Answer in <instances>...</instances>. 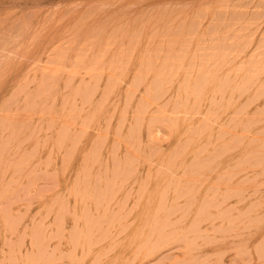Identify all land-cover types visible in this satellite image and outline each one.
I'll return each mask as SVG.
<instances>
[{"label": "rangeland", "instance_id": "1", "mask_svg": "<svg viewBox=\"0 0 264 264\" xmlns=\"http://www.w3.org/2000/svg\"><path fill=\"white\" fill-rule=\"evenodd\" d=\"M224 29H226V30H224ZM84 30H85V32H84ZM261 41H263V43ZM246 43H247V45H246ZM231 44H232V46H231ZM239 44H240V46H239ZM217 45L219 47H217ZM193 46H194V49H193ZM198 48H199V50H198ZM185 49H186V51H184ZM115 50L118 52L115 53ZM148 50H150V51H148ZM263 50H264V0H0V52H1L0 53V99H1L0 100V111H1L0 117H1V121L4 119L3 120L4 122L0 121V125H4L7 123L6 125H4L6 127L0 126V129H2V130H0V132H2L0 135L1 136H4V134L7 135V136L5 135L3 137V139L0 136V145L2 147H4V149H3L0 146V156L3 157V158L2 157L0 158V173H1L0 179H1V175H2V179H3V180L1 179V181H0V190L2 189L0 191V264H20V263L21 264H29V263L30 264H42V263H44V264H70V263L71 264H86V263L87 264H95V263L96 264H107V263L108 264H181V263L182 264H264V260H263L264 259V196H263L264 192H262V191H264V173H262V172H264V163H263L264 162V156H263L264 149H262V148H264V145H263L264 144V135H262L264 132V117H263L264 116V102L262 103V101H264V99H263L264 95L262 93V91L264 92V81H263L264 80V76H263L264 72H262V70L264 71V60H263L264 59V51ZM162 51H164V52H162ZM139 52L140 53L143 52V53L140 54ZM193 52H195V53H193ZM259 52H261V53H259ZM145 54H146V56H144ZM107 55H109V56H107ZM139 55H141V56H139ZM170 56H171V58H170ZM133 57H135V58H133ZM161 57H162V59H161ZM214 57H215V59H214ZM136 59H138V60L141 59V62L136 60ZM151 62L153 63V65ZM220 62H222L223 64L222 63L219 64ZM235 63L236 64L238 63V64L236 65ZM148 64L151 67H149ZM146 65H148V68H146L147 67ZM154 65L155 66L157 65V66L155 67ZM257 65H259V66H257ZM57 66H59V67H57ZM176 66L179 68H176ZM185 66H186V68H185ZM67 67H68V69H67ZM86 67H87V69H86ZM207 67H208L209 71H210V69H211V71L213 69L214 70L212 72L211 71L207 72V70H208ZM162 68H163V70H162ZM248 68H249V70H248ZM76 69L78 71H76ZM102 69H104V70H102ZM145 69L147 71L146 73L144 72ZM149 69H150V73H149ZM181 69L184 71V73ZM215 69L216 70L220 69V70L216 71ZM29 70H31V71H29ZM119 70H121V71H119ZM123 70L125 73L128 72L126 74V76H124L125 74H124V72H122ZM159 70L162 72H160ZM174 70L176 73L174 72V74H172ZM243 70H245V71H243ZM118 71L120 72V74ZM111 72H112V74H111ZM151 72H153L152 73L153 75L151 74ZM229 72H230V74H229ZM260 72L262 74H260ZM81 73H83V74H81ZM157 73H158V75H160L159 77L155 76V75H157ZM166 73H167V75H164ZM168 73H170V75ZM208 73L210 74L209 76H208ZM237 73H239V74L237 75ZM96 74H98V75H96ZM121 74H122V76H121ZM147 74L149 76H151L152 79H150L151 77L149 78V76ZM240 74L242 75L241 76L242 78L240 77ZM139 75H141V76H139ZM175 75H177V76H175ZM219 75H221V76H219ZM228 75H229V77L227 78ZM116 76H121L123 78L116 77ZM172 76H174L175 78L178 77V79H175L174 77L172 78ZM235 76H236V79H235ZM109 77H112V79ZM163 77H166L167 79L166 78L164 79ZM186 77L188 78V81H186L187 80ZM213 77H214V79H213ZM222 77H223V79H222ZM224 77H225V79H224ZM255 77L258 80L254 79ZM47 78H49V79H47ZM55 78H56V83L54 82ZM115 78H116V80H115ZM119 78H121L122 80L121 79L118 80ZM153 78L158 82L162 81L159 84L161 87L158 84L155 85L156 84L155 80H154L155 81L154 85L157 88H155L153 86V83H154ZM183 78H186V80ZM204 78L205 79L209 78V80H207V79L205 80ZM251 78H253L252 81H251ZM92 79H93V81H92ZM149 79H150V82H149ZM171 79H173V82L175 81L173 84H172ZM230 79H231V82L229 81ZM237 79H240V80H237ZM58 80H59V84H58ZM137 80L139 81L140 85H138ZM165 80L166 81L168 80L167 82H169V83L166 84L167 82H165ZM184 80H185V82H184ZM199 80H201V81H199ZM204 80L208 81V82H203ZM210 80H212L211 83H210ZM217 80H218V83H220V85L218 87L215 85V84H217ZM225 80L227 82L229 81L228 85H227ZM247 80H248V82H247ZM254 80H256V82H254ZM259 80L260 81L262 80L263 82L261 81V83H259L260 82ZM16 81H18V82L16 83ZM119 81L120 82L122 81V82L119 84L118 83ZM146 81H147V83H146ZM198 81H199V83H198ZM221 81H223L224 83L223 82L221 83ZM115 82H117V83H115ZM176 82H177V84H176ZM200 82H202L203 85H201ZM50 83H52V85H50ZM143 83H144V85H143ZM145 83H146V85H145ZM186 83H188L189 85L188 84L186 85ZM238 83H239V85H238ZM253 83H254V85H252ZM53 84H55V85L53 86ZM74 84L78 89L74 86ZM116 84L119 87H117ZM191 84H196V85H194V86L192 85L193 86V88H192L190 86ZM204 84H206V85H204ZM222 84H224V86ZM63 85H65L66 88H68V89L71 88V85H72L73 88L70 91V89L69 90L66 89ZM98 85H99V87H98ZM112 85H115V86L112 87ZM135 85H137V86H135ZM147 85H148V87H147ZM221 85H222L224 90L222 89V87L220 88ZM225 85H227L228 88ZM230 85L231 86L234 85V86L231 87ZM235 85H237L238 88ZM255 85H257V86H255ZM46 86H48V87L46 88ZM89 86H90V88H89ZM141 86H143V87H141ZM184 86L187 88L188 92L185 91L186 88ZM250 86L252 88H249ZM150 87H151V89H150ZM163 87L165 88L164 90H163ZM175 87H176V90H175ZM194 87L196 90H194ZM199 87H200V89H199ZM213 87H215V89ZM224 87L226 88V90ZM233 87H235V88L233 89ZM256 87H257V89H256ZM92 88H94V89H92ZM114 88H116V89L114 90ZM154 88L156 89V92H155ZM172 88H173V90H172ZM217 88H219L218 91H217ZM45 89L46 90L48 89V90L46 91ZM54 89H55V91H54ZM149 89H150V91H149ZM153 89H154V91H153ZM177 89H179L180 92ZM62 90L65 93H63ZM66 90H67V92H66ZM122 90H124V91L122 92ZM167 90H168V92H167ZM171 90L173 91L172 92L173 94L170 93ZM230 90L232 92H230ZM247 90L249 92H247ZM49 91H51V92H49ZM132 91L133 92L136 91V93L134 94ZM146 91L149 92L148 93L149 95L147 94ZM151 91L155 92V93H152ZM190 91H193V92H190ZM196 91L201 92L199 98H198L199 92L196 93L198 96H196V94H194V92H196ZM115 92H117V93H115ZM129 92H131V93H129ZM150 92L156 98L155 97L153 98V96L150 94ZM186 92L188 94L190 92V94L187 95ZM218 92H219V94H218ZM50 93H52V94H50ZM94 93H95V95H94ZM221 93H223V94H221ZM241 93H243V94H241ZM32 94L35 96H32ZM65 94H66V96H65ZM128 94H131V96L129 95V97H128ZM155 94H157V95H155ZM209 94L210 95L215 94L214 95L215 97L214 96L210 97ZM260 94H262V95H260ZM38 95H40V96H38ZM72 95H74V96L71 97ZM87 95H88V97H87ZM150 95L152 98H150ZM175 95H178V96L175 97ZM186 95H187V97H186ZM221 95L222 96L224 95L223 97H225V98L222 99ZM24 96H26V97H24ZM184 96H185V99H184ZM251 96H253V97H251ZM258 96H259V98H258ZM60 97H62L63 99ZM126 97H128L127 98L128 101L130 98V101H129L130 103L126 100ZM133 97H134V99H133ZM146 97L149 99V101L145 100V99H147ZM157 97H158V101H156ZM188 97H189V99H187ZM232 97H233V100L235 102H233ZM29 98H30V100H28ZM73 98H75V99L72 100ZM192 98L195 99L196 101L193 100L189 103V101L192 100ZM209 98L214 99V102L212 100H209ZM237 98H238V100H237ZM16 99H17V101H16ZM46 99H48V100H46ZM104 99H106V100L104 101ZM228 99H230V100H228ZM63 100H65V101L63 102ZM150 100H151V102H150ZM185 100L186 101L188 100L189 104H187V102ZM24 101H26V102H24ZM42 101H44V102H42ZM72 101H73V103H72ZM81 101H83L84 103H82ZM137 101H140V102L137 103ZM177 101L179 104L177 103ZM179 101H181V102H179ZM183 101H184V103L186 102L185 103V105L187 104L186 106L182 105ZM200 101H201V103H200ZM247 101H248V103H247ZM251 101L254 103H252ZM49 102H50V104H49ZM127 102H128V104H126ZM144 102H146V103H144ZM148 102L151 105H149ZM192 102L193 103L197 102V103L193 104ZM232 102H233V104H231ZM249 102H250V104H249ZM43 103H44V105H43ZM134 103H136V105ZM143 103L148 104L149 108L143 106L144 105ZM256 103L259 106H257ZM35 104L37 105V107ZM63 104L67 107L63 106ZM69 104H70V106H68ZM88 104H89V106H88ZM100 104H103L102 105L103 107L102 106L99 107ZM125 104L127 105V108H126ZM130 104H131L132 108L130 107ZM141 104H143V105H141ZM217 104H220L222 106L219 108V105L217 106ZM197 105H199V106H197ZM201 105H203V106H201ZM229 105H231L230 108H229ZM240 105H241V107H240ZM243 105L245 106V109H243L244 108ZM260 105H261V107H260ZM133 106H135V107H133ZM142 106L145 107V109L147 108L146 109L147 114H146L145 109ZM188 106L190 107L189 110L187 109ZM208 106H209V108H208ZM236 106H237V108H236ZM39 107L40 108L42 107V109L44 107V109L43 110L39 109ZM119 107H122V108H119ZM181 107H182V109H181ZM226 107H228L229 109L227 108V110H225ZM16 108H17V110H15ZM45 108L48 109V111ZM139 108H140V110L143 109L145 113H143V110H142V112L137 111V110H139ZM233 108L236 112L233 111ZM91 109L92 110L95 109V110L92 111ZM102 109L104 111V113H103L104 117H102L103 116L102 112H101ZM119 109H122V110H119ZM173 109L175 111H172ZM193 109L194 110L197 109V110L193 111ZM13 110H15V112ZM39 110H40V112H39ZM66 110H68V112ZM112 110L115 111V113L113 112L114 114L112 113ZM178 110H179V112H178ZM181 110L184 112H182ZM242 110H244V111H242ZM254 110H256V113ZM17 111H19V112H17ZM79 111H80V113H79ZM108 111H110V112H108ZM163 111H165V112H163ZM185 111H188L189 114H188V112H185ZM191 111H193V112H191ZM245 111H247V112H245ZM30 112H33V114L31 113L32 115H30ZM92 112H95V113H92ZM120 112H121V114H120ZM227 112H231V114L227 113ZM253 112L255 113L254 115H252ZM60 113H62V114H60ZM68 113L70 114V116ZM221 113H222V115H221ZM91 114H94L93 115L94 119L97 116L99 117L98 114H101V115H100V118H98V117L96 118L99 120H97L96 122H93L96 119L94 120L93 117L91 116ZM95 114H97V116ZM219 114L221 115L220 117H219ZM6 115L10 116V117H8L10 120L7 118ZM28 115H30V116H28ZM58 115H60V117H59L60 119L56 118V116L58 117ZM63 115H65V116H63ZM142 115L144 117H142ZM112 116L114 118H112ZM147 116H149V117H147ZM251 116L254 118L252 119ZM18 117H21V118H18ZM25 117H26V121H24ZM30 117H32V118H30ZM70 117L72 120L70 119ZM105 117L106 118L109 117V118L106 119ZM145 117H146V119H145ZM172 117H173V119H172ZM179 117H180V119H179ZM181 117H182V120H181ZM183 117H184V119H183ZM246 117H247V119H245ZM64 118H65V120H64ZM170 118L172 120H170ZM215 118H218V120L216 119L217 120L216 121ZM105 119L107 120V122ZM109 119H111V120H109ZM124 119H125V122H123ZM136 119H139L140 121L136 120ZM141 119H142V122H141ZM188 119H190V120H188ZM250 119H252L253 121L258 119L260 122L254 121L256 124H253L254 123L253 121H252L253 123L251 121H248ZM260 119L261 120L263 119V120L261 121ZM55 120H57V121H55ZM102 120H103V122H102ZM104 120H105V123H104ZM173 120L175 122V125H174ZM243 120H245V123L250 122L249 126H252V127H248L249 129L247 127L243 128L245 130L247 129L246 132H245V130H241L242 126L244 125ZM27 121H28V123H27ZM71 121L75 124H73V123L71 124ZM80 121H81V123H80ZM135 121L136 122L139 121V124L135 123ZM176 121L178 122L179 125L177 124ZM182 121H184V122H182ZM117 122H119V123H117ZM122 122H123V125H122ZM181 122L183 123V125ZM197 122H199V123L201 122L200 123L201 126H203V124H204V126H205V124L207 125V126H205V128H206L205 131L207 130L206 131L207 134L209 132L208 136L206 135V132H204V134H202V135H199V134H201V131H204V130L200 129L198 131L199 127L201 128V126ZM240 122L243 124H241ZM33 123H34V125H33ZM41 123H42V125L38 126ZM83 123H85V124H83ZM108 123L111 124L112 126H109ZM170 123H172V125H174V126L171 127L172 125ZM192 123H194V124H192ZM234 123L235 124L238 123V125H235ZM135 124H137V126ZM188 124H189V126H187ZM232 124L235 125L234 126L235 129H232V127H233ZM140 125H141V127H140ZM212 125H213V127H212ZM231 125H232V127H231ZM258 125H260V126L258 127ZM13 126H14V128H13ZM28 126H30V127H28ZM37 126H38V128L40 127L41 129L39 128V130H38ZM59 126L62 128H60ZM81 126H83V128ZM134 126L136 128L139 127L138 129L141 128V130H137L136 128H134ZM246 126H247V124H246ZM10 127L12 128V130ZM72 127H73V129H72ZM132 127L134 128V132H131ZM208 127L211 129H209ZM260 127L262 130L260 129ZM69 128H71V129H69ZM4 129H6V131ZM17 129H19V130H17ZM65 129H69V130L65 131ZM105 129H107V131H108V129H110V130L108 132H106ZM194 129H197V130L194 131ZM29 130H30V133H29ZM84 130H86V131L84 132ZM175 130H177V131H175ZM182 130H184V132ZM187 130H188V132H187ZM233 130H234V132H233ZM248 130H250L251 133ZM9 131H11L13 134ZM62 131L63 132L65 131L64 133L65 134L67 133L68 135L66 134L67 135L66 136ZM82 131L84 132L83 135L81 133ZM190 131H193V133ZM14 132H15V134H14ZM18 132H20V133H18ZM26 132H28L33 137L30 136ZM61 132L63 133V135H61L62 134ZM129 132H130L131 136H128ZM135 132H137L139 135L136 136L137 133H135ZM218 132H219L220 136H219ZM227 132H229L230 134L229 133L227 134ZM16 133H17V136H19V137L16 136ZM21 133H22V135H21ZM36 133H38V135ZM120 133H121V135L122 134L124 135L126 133H128V134H126L124 136H120ZM189 133L190 134L192 133L193 135L194 134L195 135L192 136ZM240 133H241V136H240ZM25 134L29 138L24 136ZM72 134H73V137H72ZM224 134H226V135H224ZM252 134H254V136ZM255 134H257V135H255ZM102 135H104V137ZM231 135L232 136L236 135V137H232ZM261 135H262V137H261ZM12 136L17 137V138H14ZM80 136H85V137L80 138ZM187 136L192 137V138H188ZM195 136H198V137L195 138ZM202 136H204V137H202ZM214 136H216V137L219 136V137L216 139ZM248 136H250L251 139H250V137L248 139ZM121 137L122 138L128 137V138L121 139ZM130 137H132L133 139H131ZM205 137L206 138L209 137L207 139L208 140L210 139V143L205 140L206 139ZM226 137H228V138H226ZM9 138L11 140H9ZM21 138H22V140H21ZM134 138H135V141H133ZM185 138H186V140H189V142H191V143H188V142L186 143V141L184 143ZM224 138L226 140L228 139L227 142H229V144L227 142H224L225 141V140H223ZM246 138L248 139V141ZM5 139H6V141H5ZM13 139H16V140L13 141ZM35 139H36V141H35ZM54 139H55V141H54ZM57 139H59V140L56 142ZM64 139H66V140H64ZM103 139H105V140H103ZM128 139L130 140V142L128 141ZM218 139H220L223 142L220 143V140H218ZM231 139H233L234 141ZM242 139H244V140H242ZM77 140L79 143L76 142ZM79 140L81 142H83V140L84 141L86 140V141L81 143ZM198 140H200V141H198ZM211 140H214V141H211ZM237 140H239V141H237ZM11 141H13V142H11ZM63 141L65 143H63V145H61L62 144L61 142H63ZM118 141H119V143H118ZM132 141L134 142L135 146H134ZM174 141H175V143H174ZM244 141H247V142H244ZM9 142H11V143H9ZM43 142H45V143H43ZM126 142L128 144H126ZM182 142L184 145H182ZM203 142H205V143H203ZM262 142H263V144H262L263 146H261V144H259ZM14 143L16 144L15 146H13ZM41 143H43L44 146ZM52 143H53V145H52ZM59 143H61L60 146H59ZM107 143H109V144H107ZM218 143H219L220 148L219 147L217 148ZM54 144L57 145V148H56V146H54ZM70 144H71V146L73 144L76 145V146H74L75 149L72 148L71 146H69V148L76 150V151L73 150V152H72L73 154L71 153V150L68 148V145H70ZM117 144H118V146L122 145L121 147L117 148L118 152H117V149L115 148L117 146ZM139 144H141V146H139ZM186 144L187 145L189 144V146L186 147ZM198 144H199V146H197ZM200 144H202V147L205 148V149H203L201 147L202 151L204 150V152H202V153H201V151H198L200 149ZM203 144H204V146H203ZM205 144H209V145H207V147H206ZM232 144H233V146H232ZM26 145L28 148L26 147ZM39 145L42 147H39ZM79 145H81V146L77 147ZM106 145H108V146H106ZM128 145L130 147H128ZM235 145L237 148L234 147ZM255 145H257V146L255 147ZM5 146H7V147H5ZM50 146H51V148H50ZM97 146H98V149L95 150V152H94V148L96 149ZM177 146H178V148H177ZM183 146H185V147H183ZM195 146H196V148H194ZM142 147L143 148L145 147L143 149V150H145V152L142 150ZM226 147H228L230 150L228 148L226 149ZM257 147H259V148L257 149ZM10 148H11V150H10ZM23 148L27 153L24 152ZM211 148L213 149V151H210V150H212ZM221 148H222V150H224V152L221 151ZM254 148H256V149H254ZM49 149H50V151H48ZM109 149H113V150H110L111 151L110 152ZM115 149H116V151L113 152ZM138 149L140 150V152ZM189 149L190 150L194 149V150L192 152V150L190 151ZM238 149L241 150L242 153ZM247 149H248V151H247ZM15 150L17 153L14 152ZM36 150H37L38 154H37ZM181 150L182 151L185 150V151L179 153ZM252 150H253L254 154L250 153V152H252ZM257 150H258V153H257ZM260 150H263V151L260 152ZM41 151H43V152H41ZM99 151L100 152L102 151L101 152L102 154L100 153V155H99L98 154ZM107 151H109L112 154H110ZM196 151H198V152H196ZM243 151H245V152L243 153ZM10 152H12L13 154L11 155ZM21 152H23V154ZM69 152L72 154L71 159L69 158V156H71V154L69 155ZM90 152H92V153L94 152L93 155H95L97 153V155H95V156H97L98 158L93 156V155L91 156L92 153H90ZM141 152H144L145 156H142L143 153H141ZM146 152H147V156H146ZM157 152L159 155L157 154ZM162 152H163V155H161ZM177 152L179 153V155ZM186 152H189V153L186 154ZM231 152H232V155L236 154V155H233L234 157L237 156L238 158H236V157L234 158L232 155H230ZM48 153L50 154L49 157H48ZM67 153H68V156L66 155ZM89 153H90V155H89ZM139 153H141V154H139ZM151 153H152V155H151ZM195 153H197V154L194 156L193 154H195ZM246 153H247V156H246ZM9 154H10V157L8 156ZM30 154H31V156H30ZM78 154H80V155H78ZM83 154H84V156H83ZM148 154H150V155H148ZM240 154H242V155H240ZM243 154H245L244 155L245 157L243 156ZM27 155H29V156H27ZM55 155H57V156H55ZM73 155H74V157H73ZM111 155H113V156H111ZM191 155H193V156L191 157ZM227 155L228 156L230 155V156L226 157ZM40 156L43 158V160H42V158H40ZM100 156H101V158H100ZM157 156H159L160 159ZM167 156H168V158H167ZM15 157L16 158L18 157L19 159L17 158V160H12ZM28 157H30V159L31 158L32 159L29 160ZM92 157L96 158L95 160L92 159L94 161V164L92 162L93 165H91V161H92L91 158ZM143 157H144V161L141 162V160H143ZM179 157L180 158L185 157V158L180 159V161H179ZM215 157H217V158H215ZM243 157H244V159H243ZM247 157L248 158L252 157V158L247 161V159H248ZM104 158H107L110 161L105 159L106 160V162H105ZM23 159H24V161H23ZM25 159H26V161H25ZM46 159H48V160H46ZM53 159H56L55 160L56 162L53 161ZM61 159H63V160H61ZM99 159L100 160L102 159V161H99ZM125 159H126V161H125ZM154 159H155V161H154ZM220 159L222 161L223 160H225V161L222 162V161H220ZM232 159H235V160H232ZM240 159H242V160L240 161ZM10 160H12V161L9 162ZM21 160L24 163H22ZM39 160L40 161L42 160L43 162L42 161L40 162ZM188 160H190V161H188ZM254 160L256 161V163L258 162V164H256L254 162ZM37 161H39V162H37ZM64 161H65V163H64ZM70 161H71V163H70ZM103 161H104V164H102ZM119 161H120V163H119ZM167 161L170 163H168ZM178 161H179V163H178ZM227 161H228V163H227ZM236 161L237 162L240 161L239 163L242 162L243 164H241V166L242 165L243 166L242 167L240 165L238 166V163L236 164ZM8 162H9V165L12 167L7 165ZM15 162L18 163L16 168H15V165H16ZM29 162H30V164H28ZM107 162L109 164H107ZM158 162H159V164H158ZM231 162L233 164V167H234V163H235L237 165L236 168L237 167L238 168L241 167V168L240 169H238V168L234 169L235 167L234 168L230 167V166H232ZM253 162H254V165L256 164L258 166H255V167H254V165L252 166ZM259 162L262 163L263 166L259 165L260 164ZM39 163H42V164H40L41 166L39 165ZM86 163H87V165H86ZM124 163L126 166L124 165ZM161 163L164 166L161 165ZM181 163H182V165L180 166ZM219 163L221 165H218ZM229 163L231 165H229ZM247 163H249V164H247ZM64 164L67 166V167H65V169H64ZM105 164H107V165L105 166ZM136 164H137V166H136ZM167 164H169V165L167 166ZM215 164H217V165L215 166ZM24 165H26L25 166L26 168L24 167ZM170 165H172V167ZM4 166L6 168H4ZM90 166H92L91 167L92 169H89ZM30 167H32V168L29 170L28 168H30ZM166 167L169 169H167ZM174 167H176V168H174ZM214 167H215V170L212 169ZM216 167H217V169H216ZM220 167H221V169L223 167L224 168L227 167V169L225 168L222 171L220 169ZM11 168H14L16 170H14V169L11 170ZM114 168H116V169H114ZM128 168H129V170H128ZM204 168H206V169H204ZM242 168H245V169H242ZM86 169H87V171H86ZM98 169H99V172H98ZM101 169H103V170H101ZM159 169H160V171H159ZM254 169H257L256 172ZM21 170L27 174H25ZM28 170L32 171V172L30 173ZM116 170H117V172H116ZM147 170H148V172H147ZM170 170H171V172H169ZM231 170H233V171H231ZM246 170H247V172H246ZM258 170H260V173H258L259 172ZM90 171L92 172V175L94 177L90 174ZM207 171H208V173L206 174ZM210 171H211V173H209ZM251 171H252V173H251ZM4 172H6V174ZM10 172H12V173L14 172V173L12 174ZM93 172L96 175H94ZM166 172H168V173H166ZM181 172H183V173H181ZM234 172H236V173H234ZM28 173H30V174H28ZM88 173H89V175H87ZM127 173H129V175ZM136 173L138 175L137 177H136ZM16 174H17V178L15 176ZM133 174L135 176H132ZM160 174H162V175L164 174V175L162 176ZM258 174H260V175H258ZM171 175H173V176H171ZM185 175H187V177ZM188 175H190V176H188ZM12 176H13V178H11ZM22 176H23V178H21ZM124 176L126 178H124ZM153 176H155V178ZM165 176H167V177L164 179ZM92 177H93V179H92ZM169 177H171V178H169ZM231 177H233V178H231ZM243 177L245 180L243 179ZM89 178H91V179H89ZM127 178H129V179H127ZM18 179H19V181H18ZM32 179H33V181H31ZM230 179H232V180H230ZM241 179H243V180H241ZM12 180L14 182H17V181L18 182L14 183ZM117 180L120 181V184ZM86 181H87V183H86ZM205 181H206V183H205ZM112 183H113V185H112ZM228 183H230V184H228ZM9 185H10V187H9ZM22 185H23V187H22ZM32 185H33V187H32ZM90 185H92V186H90ZM155 185H157L159 187H157ZM165 185H167L166 187H168V189H164ZM200 185H201V187L198 188V186H200ZM207 185H208V187H206ZM89 186H90V188H89ZM162 186L164 188H162ZM143 187L145 189H143ZM202 187H204V189ZM152 188H154L155 190ZM216 188L217 189L219 188V189L217 190ZM9 189L11 190L12 193L10 192ZM161 189L163 191L166 190L168 192L167 193L165 191L166 195H164V192L162 191L163 195H164L163 197L166 196L167 200H165V199L162 200L163 199V198H161L162 194L160 193ZM171 189L172 190L174 189L177 192L174 190L172 192ZM195 189H196V191H197V189H199V192L197 191L196 193H194ZM7 190H9V191H7ZM84 190L87 193H85ZM119 190H121V191L119 192ZM153 190H154V192H153ZM142 191H144V192H142ZM178 191H180L181 196L178 195L179 194ZM191 191H192V193H191ZM237 191H238V193H237ZM82 192L86 195H84ZM139 192L140 193L142 192L143 194H140V195H142L141 196L142 199L140 198L138 200L137 196L139 195ZM260 192H261V195H260ZM193 193H194V195H193ZM222 194H224V195H222ZM249 194H252V195L250 196ZM89 195H90V197H89ZM140 195H139V197H140ZM167 195H169V197H167ZM200 195H202V196H200ZM171 196H172V198H171ZM186 196H188V198ZM149 199H150V201H149ZM151 199H152V201H151ZM182 199L183 200L185 199V201H183ZM221 199H222V201H221ZM57 200H59V201H57ZM124 200H127V201H124ZM81 201L84 202V204H82ZM138 201H139V203H138ZM144 201L145 202L147 201V203L145 204ZM173 201H174V203H173ZM57 202H59V203H57ZM64 202H66V205ZM256 202H258V204H256ZM148 203H149V206H148ZM165 203H167V204H165ZM78 204L80 207L77 206ZM216 204H218V205H216ZM59 205H61V206H59ZM219 205H221V206H219ZM119 207H120V209H119ZM140 207H141V209H140ZM156 207L158 208V210ZM243 207L246 209H244ZM148 208H150L151 210ZM233 208H234V210H233ZM172 209L174 212L172 211ZM226 209L229 211H227ZM36 210H37V212H36ZM130 210H131V212L132 211L133 212L131 213ZM152 210H153V212H152ZM188 210L190 213L188 212ZM49 211H51V212H49ZM96 211H98V212H96ZM137 211H138V213H137ZM141 211H142V213H141ZM182 211H184V212H182ZM155 212H157L158 214L156 215ZM48 213H49V215H48ZM127 213H130V214L128 215ZM135 213H137V215ZM140 214H141V216H140ZM168 214H170V215H168ZM235 214H236V217H235ZM259 215L262 217L261 219L259 218L260 217ZM111 216L113 217V219ZM134 216H135V218H134ZM150 216H151V218H150ZM167 216L169 218H167ZM256 216H257V218H256ZM146 217H148L147 220L145 219ZM183 217H184V219H183ZM154 218H156L155 223L153 220ZM158 218H159V220H158ZM250 219H252V220L254 219L252 223L249 222V221H251ZM35 220H37V221L35 222ZM117 220H119V222ZM149 220L152 224H150ZM169 220H170V222H169ZM221 220H223V221H221ZM94 221L96 222L97 225L95 224ZM112 221H115V222L113 223ZM161 222L162 223L164 222V225ZM86 223H87V225H86ZM141 223H142V226H144V227L140 226ZM249 223H251V224L249 225ZM153 225H155L154 226L155 229H152L153 227L150 229V227ZM162 225H163V227H162ZM226 225H227V227H226ZM62 226H63V228H62ZM59 227L62 229H58ZM140 227H141V229H140ZM89 228L91 230H89ZM102 228H104V229H102ZM182 228H184V229H182ZM202 228H204V229L202 230ZM237 228L239 229L238 231L236 230ZM74 229H75V231H74ZM139 229L141 232L139 231ZM142 229L144 231H142ZM160 229H162V230H160ZM172 229L174 231H171ZM190 229H191V231H190ZM206 229H208V230H206ZM169 230H170V232H169ZM181 230L183 233L181 232ZM200 230H202V231H200ZM80 231H81V233H80ZM137 231H139V232H137ZM146 231H148V232H146ZM158 231H160V232H158ZM196 231H200V232H196ZM107 232H109V233H107ZM166 232H169V233H167L168 236L166 235ZM238 232H239V234H238ZM61 233H63V234H61ZM78 233H80V234H78ZM85 233L88 235L85 236L86 235ZM145 233H146V235H145ZM151 233H153V235ZM118 234H119V236H118ZM69 235L71 236V238L69 237ZM74 235H76V237H78V239L80 241H82V243H84V244L80 245L81 242L76 240ZM79 235L82 238H80ZM160 235H162V236H160ZM35 236L37 238H35ZM207 236H208V238H207ZM100 237H101V239H100ZM171 237H173V238H171ZM203 237H205V238H203ZM158 238H159V240H158ZM202 238L206 239V240H203ZM195 239H197V240H195ZM110 240H111V242H110ZM133 240H135V242H133ZM71 241H73V242H71ZM100 241H102V242H100ZM145 241H146V244H145ZM165 241H167V242H165ZM186 241H188V242H186ZM77 242H79V244ZM109 242H110V244H109ZM157 242H159V243H157ZM151 244H152V246H151ZM156 244H158V246H156ZM173 244H175V245H173ZM168 245H169V247H168ZM179 245H181V246H179ZM189 245H191V246H189ZM153 246L155 248L150 249V247L152 248ZM156 247H158V249L160 251L158 249H156ZM260 247H262V249H260ZM144 250H145V252H144ZM42 251H44V252H42ZM157 251H159V252H157ZM48 252H49V254H48ZM104 252H105V254H104ZM135 252H137V253H135ZM69 253H70V256L72 255L71 259H70ZM20 255L22 256V258ZM57 255H59V256H57ZM32 258L34 260H32ZM71 260H73V261L71 262ZM221 260H223V261H221Z\"/></svg>", "mask_w": 264, "mask_h": 264}, {"label": "bare ground", "instance_id": "2", "mask_svg": "<svg viewBox=\"0 0 264 264\" xmlns=\"http://www.w3.org/2000/svg\"><path fill=\"white\" fill-rule=\"evenodd\" d=\"M31 10H32V9H31ZM166 10H167V9H166ZM192 11H193V10H192ZM8 14H9V13H8ZM16 17H17V16H16ZM168 17H169V16H168ZM49 19H50V18H49ZM77 21H78V20H77ZM111 21H112V20H111ZM47 22H48V21H47ZM162 23H163V22H162ZM42 24H43V23H42ZM223 25H224V24H223ZM240 25H241V24H240ZM92 26H93V25H92ZM96 26H97V25H96ZM47 27H48V26H47ZM160 27H161V26H160ZM256 27H257V26H256ZM99 28H100V27H99ZM70 29H71V28H70ZM89 30H90V29H89ZM93 30H94V29H93ZM182 30H183V29H182ZM224 30H226V29H224ZM236 30H237V29H236ZM253 30H254V29H253ZM87 31H88V30H87ZM4 32H5V31H4ZM17 32H18V31H17ZM84 32H85V30H84ZM108 32H109V31H108ZM253 32H254V31H253ZM22 33H23V32H22ZM38 33H39V32H38ZM81 33H82V32H81ZM91 33H92V32H91ZM71 34H72V33H71ZM73 34H74V33H73ZM141 34H142V33H141ZM164 34H165V33H164ZM215 34H216V33H215ZM238 34H239V33H238ZM240 34H241V33H240ZM246 34H247V33H246ZM79 35H80V34H79ZM197 35H198V34H197ZM249 36H250V35H249ZM249 36H248V37H249ZM37 37H38V36H37ZM233 37H234V36H233ZM113 38H114V37H113ZM197 38H198V37H197ZM242 39H243V38H242ZM17 40H18V39H17ZM211 40H212V39H211ZM15 41H16V40H15ZM75 41H76V40H75ZM246 41H247V40H246ZM261 42L263 43V41H261ZM193 43H194V42H193ZM143 44H144V43H143ZM223 44H224V43H223ZM124 45H125V44H124ZM185 45H186V44H185ZM225 45H226V44H225ZM236 45H237V44H236ZM236 45H235V46H236ZM246 45H247V43H246ZM17 46H18V45H17ZM94 46H95V45H94ZM168 46H169V45H168ZM176 46H177V45H176ZM188 46H189V45H188ZM188 46H187V47H188ZM231 46H232V44H231ZM231 46H230V47H231ZM239 46H240V44H239ZM243 46H244V45H243ZM143 47H144V46H143ZM217 47H219V46L217 45ZM222 47H223V46H222ZM243 48H244V47H243ZM52 49H53V48H52ZM89 49H90V48H89ZM150 49H151V48H150ZM157 49H158V48H157ZM161 49H162V48H161ZM164 49H165V48H164ZM193 49H194V46H193ZM201 49H202V48H201ZM222 49H223V48H222ZM255 49H256V48H255ZM188 50H189V49H188ZM198 50H199V48H198ZM234 50H235V49H234ZM251 50H252V49H251ZM13 51H14V50H13ZM148 51H150V50H148ZM184 51H186V49H185ZM235 51H236V50H235ZM240 51H241V50H240ZM240 51H239V52H240ZM242 51H243V50H242ZM263 51H264V50H263ZM116 52H118V51L115 50V53H116ZM162 52H164V51H162ZM0 53H1V52H0ZM110 53H111V52H110ZM123 53H124V52H123ZM139 53H140V52H139ZM141 53H143V52H141ZM141 53H140V54H141ZM174 53H175V52H174ZM178 53H179V52H178ZM193 53H195V52H193ZM259 53H261V52H259ZM117 54H118V53H117ZM172 54H173V53H172ZM213 54H214V53H213ZM216 54H217V53H216ZM216 54H215V55H216ZM68 55H69V54H68ZM199 55H200V54H199ZM199 55H198V56H199ZM239 55H240V54H239ZM82 56H83V55H82ZM88 56H89V55H88ZM90 56H91V55H90ZM107 56H109V55H107ZM139 56H141V55H139ZM144 56H146V54H145ZM144 56H143V57H144ZM151 56H152V55H151ZM233 56H234V55H233ZM235 56H236V55H235ZM66 57H67V56H66ZM94 57H95V56H94ZM153 57H154V56H153ZM172 57H173V56H172ZM183 57H184V56H183ZM220 57H221V56H220ZM95 58H96V57H95ZM95 58H94V59H95ZM133 58H135V57H133ZM139 58H140V57H139ZM170 58H171V56H170ZM226 58H227V57H226ZM260 58H261V57H260ZM262 58H263V57H262ZM37 59H38V58H37ZM161 59H162V57H161ZM179 59H180V58H179ZM195 59H196V58H195ZM214 59H215V57H214ZM223 59H224V58H223ZM229 59H230V58H229ZM246 59H247V58H246ZM255 59H256V58H255ZM99 60H100V59H99ZM126 60H127V59H126ZM132 60H133V59H132ZM136 60H138V59H136ZM153 60H154V59H153ZM156 60H157V59H156ZM216 60H217V59H216ZM238 60H239V59H238ZM263 60H264V59H263ZM138 61L141 62V59L138 60ZM186 61H187V60H186ZM195 61H196V60H195ZM198 61H199V60H198ZM51 62H52V61H51ZM92 62H93V61H92ZM114 62H115V61H114ZM156 62H157V61H156ZM159 62H160V61H159ZM174 62H175V61H174ZM183 62H184V61H183ZM257 62H258V61H257ZM134 63H135V62H134ZM151 63H152V62H151ZM195 63H196V62H195ZM221 63H222V62H220L219 64H221ZM228 63H229V62H228ZM247 63H248V62H247ZM44 64H45V63H44ZM53 64H54V63H53ZM62 64H63V63H62ZM84 64H85V63H84ZM94 64H95V63H94ZM138 64H139V63H138ZM168 64H169V63H168ZM172 64H173V63H172ZM175 64H176V63H175ZM197 64H198V63H197ZM201 64H202V63H201ZM207 64H208V63H207ZM222 64H223V63H222ZM229 64H230V63H229ZM235 64H236V63H235ZM237 64H238V63H237ZM237 64H236V65H237ZM48 65H49V64H48ZM101 65H102V64H101ZM105 65H106V64H105ZM148 65H149V64H148ZM148 65H146V66H147L146 68H148ZM152 65H153V63H152ZM158 65H159V64H158ZM181 65H182V64H181ZM198 65H199V64H198ZM210 65H211V64H210ZM247 65H248V64H247ZM30 66H31V65H30ZM99 66H100V65H99ZM117 66H118V65H117ZM154 66H155V65H154ZM156 66H157V65H156ZM156 66H155V67H156ZM191 66H192V65H191ZM193 66H194V65H193ZM202 66H203V65H202ZM204 66H205V65H204ZM223 66H224V65H223ZM232 66H233V65H232ZM251 66H252V65H251ZM257 66H259V65H257ZM44 67H45V66H44ZM57 67H59V66H57ZM69 67H70V66H69ZM149 67H151V66L149 65ZM164 67H165V66H164ZM168 67H169V66H168ZM194 67H195V66H194ZM217 67H218V66H217ZM217 67H216V68H217ZM230 67H231V66H230ZM237 67H238V66H237ZM237 67H236V68H237ZM242 67H243V66H242ZM248 67H249V66H248ZM32 68H33V67H32ZM34 68H35V67H34ZM165 68H166V67H165ZM165 68H164V69H165ZM176 68H179V67L176 66ZM185 68H186V66H185ZM205 68H206V67H205ZM231 68H232V67H231ZM231 68H230V69H231ZM30 69H31V68H30ZM63 69H64V68H63ZM67 69H68V67H67ZM73 69H74V68H73ZM77 69H78V68H77ZM77 69H76V71H78ZM84 69H85V68H84ZM86 69H87V67H86ZM150 69H151V68H150ZM150 69H149V73H150ZM155 69H156V68H155ZM193 69H194V68H193ZM207 69H208V67H207ZM212 69H213V68H212ZM242 69H243V68H242ZM245 69H246V68H245ZM74 70H75V69H74ZM74 70H73V71H74ZM102 70H104V69H102ZM131 70H132V69H131ZM157 70H158V69H157ZM162 70H163V68H162ZM181 70H182V69H181ZM213 70H214V69H213ZM213 70H212V71H213ZM215 70H216V69H215ZM219 70H220V69H218V70H216V71H219ZM248 70H249V68H248ZM23 71H24V70H23ZM29 71H31V70H29ZM71 71H72V70H71ZM106 71H107V70H106ZM119 71H121V70H119ZM119 71H118V72H119ZM132 71H133V70H132ZM153 71H154V70H153ZM155 71H156V70H155ZM159 71H160V70H159ZM167 71H168V70H167ZM182 71H183V70H182ZM208 71H209V69L207 70V72H208ZM210 71H211V69H210ZM210 71H209V72H210ZM212 71H211V72H212ZM225 71H226V70H225ZM243 71H245V70H243ZM246 71H247V70H246ZM37 72H38V71H37ZM52 72H53V71H52ZM87 72H88V71H87ZM109 72H110V71H109ZM112 72H113V71H112ZM112 72H111V74H112ZM122 72H124V70H123ZM141 72H142V71H141ZM144 72H145V73L147 72L146 69L144 70ZM160 72H162V71H160ZM160 72H159V73H160ZM174 72H175V70L173 71L172 74H174ZM193 72H194V71H193ZM223 72H224V71H223ZM226 72H227V71H226ZM226 72H225V73H226ZM262 72H264V71L262 70ZM78 73H79V72H78ZM106 73H107V72H106ZM127 73H128V72H126V73L124 72L125 75H124V74H123V75L126 76ZM133 73H134V72H133ZM149 73H148V74H149ZM152 73H153V72H151V74H152ZM154 73H155V72H154ZM175 73H176V72H175ZM183 73H184V71H183ZM183 73H182V74H183ZM202 73H203V72H202ZM217 73H218V72H217ZM225 73H224V74H225ZM52 74H53V73H52ZM81 74H83V73H81ZM81 74H80V75H81ZM109 74H110V73H109ZM116 74H117V73H116ZM116 74H115V75H116ZM119 74H120V72H119ZM148 74H147V75H148ZM161 74H162V73H161ZM168 74L170 75V73H168ZM172 74H171V75H172ZM203 74H204V73H203ZM203 74H202V75H203ZM229 74H230V72H229ZM238 74H239V73H237V75H238ZM245 74H246V73H245ZM260 74H262V73L260 72ZM21 75H22V74H21ZM96 75H98V74H96ZM152 75H153V74H152ZM164 75H167V73L164 74ZM185 75H186V74H185ZM198 75H199V74H198ZM209 75H210V74L208 73V76H209ZM212 75H213V74H212ZM226 75H227V74H226ZM27 76H28V75H27ZM36 76H37V75H36ZM58 76H59V75H58ZM92 76H93V75H92ZM92 76H91V77H92ZM121 76H122V74H121ZM121 76H116V77H121ZM139 76H141V75H139ZM139 76H138V77H139ZM148 76H149V75H148ZM155 76H158V77H159L160 75H158V73H157V75H155ZM162 76H163V75H162ZM175 76H177V75H175ZM178 76H179V75H178ZM193 76H194V75H193ZM193 76H192V77H193ZM219 76H221V75H219ZM219 76H218V77H219ZM241 76H242V75L240 74V77H241ZM259 76H260V75H259ZM263 76H264V75H263ZM263 76H262V77H263ZM25 77H26V76H25ZM66 77H67V76H66ZM113 77H114V76H113ZM150 77H151V76H149V78H150ZM166 77H167V76H166ZM166 77H163V78L165 79ZM173 77H174V76H172V78H173ZM199 77H200V76H199ZM205 77H206V76H205ZM214 77H215V76H214ZM214 77H213V79H214ZM225 77H226V76H225ZM225 77H224V79H225ZM228 77H229V75L227 76V78H228ZM240 77H239V78H240ZM243 77H244V76H243ZM253 77H254V76H253ZM260 77H261V76H260ZM35 78H36V77H35ZM49 78H50V77H49ZM49 78H47V79H49ZM109 78L112 79V77H109ZM121 78H123V77H121ZM121 78H119L118 80H120ZM125 78H126V77H125ZM155 78H156V77H155ZM167 78H168V77H167ZM167 78H166V79H167ZM170 78H171V77H170ZM174 78H175V77H174ZM186 78H187V77H186ZM186 78H183V79L186 80ZM219 78H220V77H219ZM241 78H242V77H241ZM58 79H59V78H58ZM64 79H65V78H64ZM78 79H79V78H78ZM96 79H97V78H96ZM150 79H152V77H151ZM150 79H149V82H150ZM159 79H160V78H159ZM175 79H178V77L175 78ZM193 79H194V78H193ZM204 79H205V78H204ZM206 79L209 80V78H206ZM206 79H205V80H206ZM216 79H217V78H216ZM222 79H223V77H222ZM235 79H236V76H235ZM254 79H257V78L255 77ZM259 79H260V78H259ZM261 79H262V78H261ZM20 80H21V79H20ZM45 80H46V79H45ZM54 80H55L54 82L56 83V78H55ZM115 80H116V78H115ZM121 80H122V79H121ZM140 80H141V79H140ZM146 80H147V79H146ZM154 80H155V79L153 78V82H154V83H153V86H154V87H155V85H157V84L159 85L160 82H162V81L158 82V81L155 80V81H156V84H155V81H154ZM162 80H163V79H162ZM171 80H172V84H173L175 81L173 82V79H171ZM185 80H184V82H185ZM205 80H204L203 82H208V81H205ZM219 80H220V79H219ZM237 80H240V79H237ZM252 80H253V78H251V81H252ZM257 80H258V79H257ZM46 81H47V80H46ZM67 81H68V80H67ZM92 81H93V79H92ZM95 81H96V80H95ZM97 81H98V80H97ZM113 81H114V80H113ZM143 81H144V80H143ZM167 81H168V80H167ZM167 81L165 80V82H167ZM186 81H188V78H187ZM192 81H193V80H192ZM199 81H201V80H199ZM199 81H198V83H199ZM225 81H226V80H225ZM229 81L231 82V79H230ZM229 81H228V82H229ZM259 81H260V80H259ZM261 81H262V80H261ZM261 81H260L259 83H261ZM263 81H264V80H263ZM263 81H262V82H263ZM17 82H18V81H16V83H17ZM51 82H52V81H51ZM111 82H112V81H111ZM121 82H122V81H121ZM121 82L119 81L118 83L120 84ZM137 82H138V85H140L138 80H137ZM170 82H171V81H170ZM211 82H212V80H210V83H211ZM222 82H223V81H221V83H222ZM228 82L226 81L227 85H228ZM244 82H245V81H244ZM247 82H248V80H247ZM254 82H256V80H254ZM36 83H37V82H36ZM76 83H77V82H76ZM82 83H83V82H82ZM99 83H100V82H99ZM103 83H104V82H103ZM115 83H117V82H115ZM128 83H129V82H128ZM141 83H142V82H141ZM146 83H147V81H146ZM146 83H145V85H146ZM168 83H169V82H167L166 84H168ZM179 83H180V82H179ZM192 83H193V82H192ZM200 83H201V85H203L202 82H200ZM214 83H215V82H214ZM223 83H224V82H223ZM226 83H225V84H226ZM58 84H59V80H58ZM71 84H72V83H71ZM91 84H92V83H91ZM93 84H94V83H93ZM133 84H134V83H133ZM154 84H155V85H154ZM172 84H171V85H172ZM176 84H177V82H176ZM180 84H181V83H180ZM187 84H188V83H186V85H187ZM207 84H208V83H207ZM217 84H218V85H217ZM217 84H215V85L218 87V86L220 85V83H218V80H217ZM243 84H244V83H243ZM243 84H242V85H243ZM36 85H37V84H36ZM50 85H52V83H50ZM54 85H55V84H53V86H54ZM72 85H73V84H72ZM72 85H71V88H69L70 91H71L72 88H73ZM76 85H77V84H76ZM104 85H105V84H104ZM116 85H117V84H116ZM143 85H144V83H143ZM148 85H149V84H148ZM148 85H147V87H148ZM151 85H152V84H151ZM163 85H164V84H163ZM174 85H175V84H174ZM178 85H179V84H178ZM184 85H185V84H184ZM188 85H189V84H188ZM192 85L194 86V85H196V84H191V85H190V86L193 88ZM204 85H206V84H204ZM222 85L224 86V84H222ZM222 85L220 86V88L222 87ZM227 85H225V86H227ZM238 85H239V83H238ZM252 85H254V83H253ZM63 86L66 88L65 85H63ZM74 86H75V84H74ZM83 86H84V85H83ZM114 86H115V85H112V87H114ZM131 86H132V85H131ZM135 86H137V85H135ZM153 86H152V87H153ZM159 86H160V85H159ZM166 86H167V85H166ZM176 86H177V85H176ZM197 86H198V85H197ZM199 86H200V85H199ZM216 86H215V87H216ZM230 86H231V85H230ZM232 86H234V85H232ZM232 86H231V87H232ZM235 86H237V85H235ZM240 86H241V85H240ZM246 86H247V85H246ZM255 86H257V85H255ZM258 86H259V85H258ZM24 87H25V86H24ZM27 87H28V86H27ZM47 87H48V86H46V88H47ZM51 87H52V86H51ZM75 87H76V86H75ZM98 87H99V85H98ZM107 87H108V86H107ZM117 87H119V86L117 85ZM139 87H140V86H139ZM141 87H143V86H141ZM160 87H161V86H160ZM167 87H168V86H167ZM167 87H166V88H167ZM184 87H185V86H184ZM201 87H202V86H201ZM205 87H206V86H205ZM207 87H208V86H207ZM211 87H212V86H211ZM215 87H213V88L215 89ZM52 88H53V87H52ZM55 88H56V87H55ZM76 88H77V87H76ZM81 88H82V87H81ZM89 88H90V86H89ZM131 88H132V87H131ZM155 88H157V87H155ZM155 88H154V89H155ZM170 88H171V87H170ZM177 88H178V87H177ZM185 88H186V87H185ZM224 88H225V87H224ZM227 88H228V86H227ZM234 88H235V87H233V89H234ZM237 88H238V86H237ZM249 88H252V87L250 86ZM22 89H23V88H22ZM50 89H51V88H50ZM50 89H49V90H50ZM62 89H63V88H62ZM66 89H68V88H66ZM69 89H68V90H69ZM77 89H78V88H77ZM92 89H94V88H92ZM115 89H116V88H114V90H115ZM118 89H119V88H118ZM136 89H137V88H136ZM150 89H151V87H150ZM150 89H149V91H150ZM154 89H153V91H154ZM164 89H165V88L163 87V90H164ZM199 89H200V87H199ZM211 89H212V88H211ZM211 89H210V90H211ZM222 89H223V87H222ZM241 89H242V88H241ZM256 89H257V87H256ZM45 90H46V89H45ZM45 90H44V91H45ZM47 90H48V89H47ZM47 90H46V91H47ZM79 90H80V89H79ZM79 90H78V91H79ZM110 90H111V89H110ZM160 90H161V89H160ZM160 90H159V91H160ZM163 90H162V91H163ZM172 90H173V88H172ZM172 90H171L170 93L173 92ZM175 90H176V87H175ZM177 90L179 91V89H177ZM194 90H196L195 87H194ZM202 90H203V89H202ZM207 90H208V89H207ZM207 90H206V91H207ZM218 90H219V88H217V91H218ZM220 90H221V89H220ZM223 90H224V89H223ZM225 90H226V88H225ZM248 90H249V89H248ZM248 90H247V92H249ZM20 91H21V90H20ZM54 91H55V89H54ZM91 91H92V90H91ZM96 91H97V90H96ZM123 91H124V90H122V92H123ZM128 91H129V90H128ZM137 91H138V90H137ZM142 91H143V90H142ZM185 91H187V88H186ZM214 91H215V90H214ZM214 91H213V92H214ZM221 91H222V90H221ZM233 91H234V90H233ZM237 91H238V90H237ZM240 91H241V90H240ZM251 91H252V90H251ZM21 92H22V91H21ZM21 92H20V93H21ZM24 92H25V91H24ZM49 92H51V91H49ZM49 92H48V93H49ZM52 92H53V91H52ZM58 92H59V91H58ZM62 92H63V90H62ZM66 92H67V90H66ZM87 92H88V91H87ZM87 92H86V93H87ZM132 92H133V91H132ZM144 92H145V91H144ZM146 92H147V91H146ZM151 92H152V91H151ZM151 92H150V94H151ZM155 92H156V89H155ZM155 92H152V93H155ZM164 92H165V91H164ZM167 92H168V90H167ZM167 92H166V93H167ZM179 92H180V91H179ZM187 92H188V91H187ZM187 92H186V93H187ZM190 92H193V91H190ZM190 92H189V94H190ZM198 92H199V91H196V92H194V94H196V93H198ZM215 92H216V91H215ZM222 92H223V91H222ZM225 92H226V91H225ZM230 92H232V91L230 90ZM230 92H229V93H230ZM257 92H258V91H257ZM59 93H60V92H59ZM63 93H65V92H63ZM63 93H62V94H63ZM110 93H111V92H110ZM115 93H117V92H115ZM115 93H114V94H115ZM129 93H131V92H129ZM133 93L135 94L136 91H134ZM148 93H149V92H147V94H148ZM174 93H175V92H174ZM200 93H201V92H199V96L196 94V96H198V98L200 97ZM216 93H217V92H216ZM262 93H263V95H264V92H263V91H262ZM23 94H24V93H23ZM33 94H34V93H33ZM33 94H32V96H35V95H33ZM50 94H52V93H50ZM67 94H68V93H67ZM140 94H141V93H140ZM144 94H145V93H144ZM172 94H173V93H172ZM178 94H179V93H178ZM189 94L187 93V95H189ZM218 94H219V92H218ZM221 94H223V93H221ZM224 94H225V93H224ZM227 94H228V93H227ZM231 94H232V93H231ZM241 94H243V93H241ZM251 94H252V93H251ZM18 95H19V94H18ZM26 95H27V94H26ZM29 95H30V94H29ZM54 95H55V94H54ZM58 95H59V94H58ZM60 95H61V94H60ZM83 95H84V94H83ZM94 95H95V93H94ZM105 95H106V94H105ZM129 95L131 96V94H128V97H129ZM148 95H149V94H148ZM151 95H152V94H151ZM151 95H150V98H152ZM155 95H157V94H155ZM168 95H169V94H168ZM187 95H186V97H187ZM206 95H207V94H206ZM209 95H210V94H209ZM214 95H215V94H214ZM214 95L211 94L210 97H212V96H214ZM233 95H234V94H233ZM233 95H232V96H233ZM245 95H246V94H245ZM254 95H255V94H254ZM257 95H258V94H257ZM260 95H262V94H260ZM260 95H259V96H260ZM32 96H31V97H32ZM38 96H40V95H38ZM65 96H66V94H65ZM73 96H74V95H72L71 97H73ZM77 96H78V95H77ZM91 96H92V95H91ZM98 96H99V95H98ZM135 96H136V95H135ZM135 96H134V97H135ZM145 96H146V95H145ZM152 96H153V95H152ZM163 96H164V95H163ZM176 96H178V95H175V97H176ZM194 96H195V95H194ZM201 96H202V95H201ZM221 96H222V95H221ZM221 96H220V97H221ZM223 96H224V95H223ZM223 96L221 97L222 99L225 98V97H223ZM235 96H236V95H235ZM259 96H258V98H259ZM19 97H20V96H19ZM24 97H26V96H24ZM27 97H28V96H27ZM36 97H37V96H36ZM43 97H44V96H43ZM47 97H48V96H47ZM87 97H88V95H87ZM128 97H126V100H127V101H128V99H127ZM134 97H133V99H134ZM154 97H155V96H153V98H154ZM189 97H190V96H189ZM189 97H188L187 99H189ZM191 97H192V96H191ZM203 97H204V96H203ZM205 97H206V96H205ZM214 97H215V96H214ZM239 97H240V96H239ZM251 97H253V96H251ZM254 97H255V96H254ZM263 97H264V96H263ZM3 98H4V97H3ZM7 98H8V97H7ZM32 98H33V97H32ZM60 98H62V97H60ZM80 98H81V97H80ZM96 98H97V97H96ZM105 98H106V97H105ZM114 98H115V97H114ZM137 98H138V97H137ZM146 98H147V97H146ZM155 98H156V97H155ZM180 98H181V97H180ZM182 98H183V97H182ZM227 98H228V97H227ZM244 98H245V97H244ZM17 99H18V98H17ZM17 99H16V101H17ZM26 99H27V98H26ZM44 99H45V98H44ZM44 99H43V100H44ZM62 99H63V98H62ZM74 99H75V98H73L72 100H74ZM86 99H87V98H86ZM97 99H98V98H97ZM100 99H101V98H100ZM131 99H132V98H131ZM141 99H142V98H141ZM166 99H167V98H166ZM184 99H185V96H184ZM222 99H221V100H222ZM263 99H264V98H263ZM263 99H262V100H263ZM0 100H1V99H0ZM6 100H7V99H6ZM23 100H24V99H23ZM28 100H30V98H29ZM28 100H27V101H28ZM46 100H48V99H46ZM70 100H71V99H70ZM90 100H91V99H90ZM94 100H95V99H94ZM94 100H93V101H94ZM105 100H106V99H104V101H105ZM145 100H148V101H149L148 98L145 99ZM193 100H195V99L192 98V100H190L189 103H190L191 101H193ZM198 100H199V99H198ZM204 100H205V99H204ZM209 100H212V101L214 102V99H210V98H209ZM228 100H230V99H228ZM232 100H233V97H232ZM237 100H238V98H237ZM21 101H22V100H21ZM40 101H41V100H40ZM51 101H52V100H51ZM51 101H50V102H51ZM64 101H65V100H63V102H64ZM93 101H92V102H93ZM129 101H130V98H129ZM129 101H128V102H129ZM132 101H133V100H132ZM156 101H158V97H157ZM185 101H186V100H185ZM195 101H196V100H195ZM252 101H253V100H252ZM252 101H251V102H252ZM24 102H26V101H24ZM36 102H37V101H36ZM42 102H44V101H42ZM45 102H46V101H45ZM50 102H49V104H50ZM55 102H56V101H55ZM81 102L84 103L83 101H81ZM128 102H127L126 104H128ZM139 102H140V101H137V103H139ZM142 102H143V101H142ZM150 102H151V100H150ZM154 102H155V101H154ZM161 102H162V101H161ZM179 102H181V101H179ZM186 102H187V104H189V103H188V100H187ZM186 102H185V103H186ZM197 102H198V101H197ZM197 102H194V103H197ZM213 102H212V103H213ZM222 102H223V101H222ZM230 102H231V101H230ZM233 102H235V101L233 100ZM233 102H232L231 104H233ZM236 102H237V101H236ZM239 102H240V101H239ZM263 102H264V101H262V103H263ZM17 103H18V102H17ZM67 103H68V102H67ZM69 103H70V102H69ZM72 103H73V101H72ZM82 103H81V104H82ZM88 103H89V102H88ZM129 103H130V102H129ZM144 103H146V102H144ZM144 103H143V104H144ZM170 103H171V102H170ZM175 103H176V102H175ZM177 103H178V101H177ZM185 103H184V101H183V104H182V103H181V104L184 106ZM192 103H193V102H192ZM194 103H193V104H194ZM200 103H201V101H200ZM218 103H219V102H218ZM227 103H228V102H227ZM227 103H226V104H227ZM247 103H248V101H247ZM252 103H254V102H252ZM252 103H251V104H252ZM24 104H25V103H24ZM39 104H40V103H39ZM61 104H62V103H61ZM92 104H93V103H92ZM94 104H95V103H94ZM97 104H98V103H97ZM108 104H109V103H108ZM126 104H125V105H126ZM134 104L136 105V103H134ZM143 104H141V105H143ZM148 104L151 105L149 102H148ZM148 104H144L143 106L148 107ZM178 104H179V103H178ZM181 104H180V105H181ZM187 104H186V105H187ZM210 104H211V103H210ZM221 104H222V103H221ZM223 104H224V103H223ZM249 104H250V102H249ZM249 104H248V105H249ZM256 104H257V103H256ZM35 105H36V104H35ZM43 105H44V103H43ZM75 105H76V104H75ZM90 105H91V104H90ZM102 105H103V104H100L99 107H101ZM112 105H113V104H112ZM121 105H122V104H121ZM138 105H139V104H138ZM155 105H156V104H155ZM159 105H160V104H159ZM186 105H185V106H186ZM208 105H209V104H208ZM218 105H219V108L222 106V105H220V104H217V106H218ZM245 105H246V104H245ZM41 106H42V105H41ZM48 106H49V105H48ZM63 106H65V105L63 104ZM68 106H70V104H69ZM80 106H81V105H80ZM86 106H87V105H86ZM88 106H89V104H88ZM88 106H87V107H88ZM104 106H105V105H104ZM143 106H142V107H143ZM189 106H190V105H189ZM189 106L187 107L188 110L190 109ZM197 106H199V105H197ZM201 106H203V105H201ZM201 106H200V107H201ZM230 106H231V105H229V108H230ZM250 106H251V105H250ZM257 106H259V105L257 104ZM17 107H18V106H17ZM36 107H37V105H36ZM44 107H45V106H44ZM44 107H43V109H44ZM46 107H47V106H46ZM65 107H67V106H65ZM84 107H85V106H84ZM95 107H96V106H95ZM99 107H98V108H99ZM102 107H103V106H102ZM106 107H107V106H106ZM130 107H131V104H130ZM133 107H135V106H133ZM145 107H143V108L145 109ZM177 107H178V106H177ZM179 107H180V106H179ZM200 107H199V108H200ZM234 107H235V106H234ZM238 107H239V106H238ZM240 107H241V105H240ZM243 107H244L243 109H245V106H244V105H243ZM246 107H247V106H246ZM260 107H261V105H260ZM47 108H48V107H47ZM68 108H69V107H68ZM104 108H105V107H104ZM104 108H103V109H104ZM112 108H113V107H112ZM112 108H111V109H112ZM119 108H122V107H119ZM126 108H127V105H126ZM131 108H132V107H131ZM137 108H138V107H137ZM148 108H149V107H148ZM155 108H156V107H155ZM162 108H163V107H162ZM183 108H184V107H183ZM185 108H186V107H185ZM192 108H193V107H192ZM208 108H209V106H208ZM227 108H228V107H226L225 110H227ZM229 108H228V109H229ZM236 108H237V106H236ZM22 109H23V108H22ZM39 109H42V107H41V108L39 107ZM43 109H42V110H43ZM45 109H46V108H45ZM66 109H67V108H66ZM100 109H101V108H100ZM100 109H99V110H100ZM103 109H102V111H101V112H102V115H103L102 117H104V114H103L104 111H103ZM111 109H110V110H111ZM133 109H134V108H133ZM146 109H147V108H146ZM146 109H145V111H146V114H147V110H146ZM159 109H160V108H159ZM165 109H166V108H165ZM181 109H182V107H181ZM202 109H203V108H202ZM217 109H218V108H217ZM247 109H248V108H247ZM254 109H255V108H254ZM15 110H17V108H16ZM15 110H13V111L15 112ZM20 110H21V109H20ZM46 110L48 111V109H46ZM57 110H58V109H57ZM62 110H63V109H62ZM91 110H92V109H91ZM94 110H95V109H94ZM94 110H92V111H94ZM96 110H97V109H96ZM99 110H98V111H99ZM119 110H122V109H119ZM131 110H132V109H131ZM142 110H143V109H142ZM142 110H140V108H139V110H137V111H141V112H142ZM149 110H150V109H149ZM162 110H163V109H162ZM195 110H197V109H195ZM195 110L193 109V111H195ZM200 110H201V109H200ZM237 110H238V109H237ZM252 110H253V109H252ZM34 111H35V110H34ZM34 111H33V112H34ZM66 111L68 112V110H66ZM66 111H65V112H66ZM77 111H78V110H77ZM127 111H128V110H127ZM154 111H155V110H154ZM172 111H175V110L173 109ZM181 111H182V110H181ZM193 111H191V112H193ZM198 111H199V110H198ZM198 111H197V112H198ZM208 111H209V110H208ZM216 111H217V110H216ZM233 111H235L234 108H233ZM239 111H240V110H239ZM242 111H244V110H242ZM254 111H255V113H256V110H254ZM0 112H1V111H0ZM2 112H3V111H2ZM14 112H13V113H14ZM17 112H19V111H17ZM33 112H30V115H32ZM39 112H40V110H39ZM41 112H42V111H41ZM43 112H44V111H43ZM61 112H62V111H61ZM65 112H64V113H65ZM95 112H96V111H95ZM95 112H92V113H95ZM108 112H110V111H108ZM113 112L115 113V111L112 110V113H113ZM121 112H122V111H121ZM121 112H120V114H121ZM163 112H165V111H163ZM178 112H179V110H178ZM182 112H184V111H182ZM185 112H188V111H185ZM213 112H214V111H213ZM221 112H222V111H221ZM235 112H236V111H235ZM245 112H247V111H245ZM8 113H9V112H8ZM31 113H32V114H31ZM37 113H38V112H37ZM79 113H80V111H79ZM88 113H89V112H88ZM99 113H100V112H99ZM114 113H113V114H114ZM117 113H118V112H117ZM128 113H129V112H128ZM135 113H136V112H135ZM139 113H140V112H139ZM143 113H145L144 110H143ZM150 113H151V112H150ZM159 113H160V112H159ZM180 113H181V112H180ZM209 113H210V112H209ZM214 113H215V112H214ZM227 113H230V114H231V112H227ZM238 113H239V112H238ZM238 113H237V114H238ZM242 113H243V112H242ZM255 113L253 112L252 115H254ZM6 114H7V113H6ZM17 114H18V113H17ZM60 114H62V113H60ZM68 114H69V113H68ZM171 114H172V113H171ZM181 114H182V113H181ZM188 114H189V112H188ZM195 114H196V113H195ZM232 114H233V113H232ZM246 114H247V113H246ZM30 115H28V116H30ZM65 115H66V114H65ZM65 115H63V116H65ZM93 115H94V114H91L92 117H93ZM95 115L97 116V114H95ZM98 115H99V117H98V116H97V117L100 118V115H101V114H98ZM183 115H184V114H183ZM186 115H187V114H186ZM192 115H193V114H192ZM211 115H212V114H211ZM221 115H222V113H221ZM221 115L219 114V117H220ZM233 115H234V114H233ZM233 115H232V116H233ZM250 115H251V114H250ZM6 116H7V115H6ZM22 116H23V115H22ZM50 116H51V115H50ZM66 116H67V115H66ZM69 116H70V114H69ZM69 116H68V117H69ZM121 116H122V115H121ZM241 116H242V115H241ZM245 116H246V115H245ZM2 117H3V116H2ZM8 117H10V116L8 115L7 118H8ZM15 117H16V116H15ZM59 117H60V115H58V117L56 116V118H59ZM97 117H95V119H96ZM138 117H139V116H138ZM142 117H144V116L142 115ZM147 117H149V116H147ZM190 117H191V116H190ZM205 117H206V116H205ZM210 117H211V116H210ZM233 117H234V116H233ZM247 117H248V116H247ZM247 117H246L245 119H247ZM251 117H252V116H251ZM251 117H250V118H251ZM258 117H259V116H258ZM263 117H264V116H263ZM16 118H17V117H16ZM18 118H21V117H18ZM30 118H32V117H30ZM105 118H106V117H105ZM108 118H109V117H108ZM108 118H106V119H108ZM112 118H114V117L112 116ZM194 118H195V117H194ZM253 118H254V117H252V119H253ZM261 118H262V117H261ZM8 119H9V118H8ZM59 119H60V118H59ZM70 119H71V117H70ZM93 119H94V117H93ZM93 119H92V120H93ZM95 119H94V120H95ZM106 119H105V120H106ZM119 119H120V118H119ZM142 119H143V118H142ZM142 119H141V122H142ZM145 119H146V117H145ZM172 119H173V117H172ZM172 119L170 118V120H172ZM179 119H180V117H179ZM183 119H184V117H183ZM208 119H209V118H208ZM216 119L218 120V118H215V120H216ZM229 119H230V118H229ZM229 119H228V120H229ZM252 119H250V120H248V121H251V122H252V121H253ZM3 120H4V119H3ZM3 120H2V121H3ZM9 120H10V119H9ZM11 120H12V119H11ZM32 120H33V119H32ZM64 120H65V118H64ZM71 120H72V119H71ZM75 120H76V119H75ZM97 120H99V119H96V120L93 121V122H96ZM105 120H104V123H105ZM109 120H111V119H109ZM136 120H139V119H136ZM181 120H182V117H181ZM188 120H190V119H188ZM191 120H192V119H191ZM203 120H204V119H203ZM209 120H210V119H209ZM211 120H212V119H211ZM217 120H216V121H217ZM226 120H227V119H226ZM260 120H261V119H260ZM262 120H263V119H262ZM262 120H261V121H262ZM0 121H1V117H0ZM2 121H1V122H2ZM24 121H26V117H25V120H24ZM40 121H41V120H40ZM55 121H57V120H55ZM62 121H63V120H62ZM73 121H74V120H73ZM117 121H118V120H117ZM139 121H140V120H139ZM139 121H138V122L135 121V123L139 124ZM222 121H223V120H222ZM239 121H240V120H239ZM243 121H244V125H245V126L243 125L244 127L242 126V129H241V130H245V129H243V128H245V127H247V128H248V127H252V126H249V123H250V122H246V123H245V120H243ZM243 121H242V122H243ZM254 121H255V122H260L258 119L254 120ZM254 121H253V122H254ZM3 122H4V121H3ZM12 122H13V121H12ZM22 122H23V121H22ZM93 122H92V123H93ZM99 122H100V121H99ZM102 122H103V120H102ZM106 122H107V120H106ZM108 122H109V121H108ZM110 122H111V121H110ZM123 122H125V119H124ZM123 122H122V125H123ZM129 122H130V121H129ZM132 122H133V121H132ZM163 122H164V121H163ZM169 122H170V121H169ZM173 122H174V120H173ZM173 122H172V123H173ZM176 122H177V121H176ZM182 122H184V121H182ZM182 122H181V123H182ZM205 122H206V121H205ZM205 122H204V123H205ZM214 122H215V121H214ZM253 122H252V123H253ZM255 122H254L253 124H256ZM25 123H26V122H25ZM27 123H28V121H27ZM55 123H56V122H55ZM65 123H66V122H65ZM68 123H69V122H68ZM72 123H73V122L71 121V124H72ZM80 123H81V121H80ZM80 123H79V124H80ZM117 123H119V122H117ZM133 123H134V122H133ZM172 123H170V124L172 125ZM185 123H186V122H185ZM197 123L200 124L201 122H200V123L197 122ZM209 123H210V122H209ZM211 123H212V122H211ZM240 123H241V122H240ZM6 124H7V123H6ZM6 124H4V125H6ZM9 124H10V123H9ZM12 124H13V123H12ZM35 124H36V123H35ZM73 124H75V123H73ZM83 124H85V123H83ZM93 124H94V123H93ZM95 124H96V123H95ZM108 124H109V123H108ZM137 124H135V125L137 126ZM177 124H178V122H177ZM177 124H176V125H177ZM186 124H187V123H186ZM192 124H194V123H192ZM202 124H203V123H202ZM221 124H222V123H221ZM225 124H226V123H225ZM234 124H235V123H234ZM241 124H243V123H241ZM246 124H247V126H246ZM4 125H0V126L6 127V126H4ZM26 125H27V124H26ZM29 125H30V124H29ZM33 125H34V123H33ZM36 125H37V124H36ZM40 125H42V123L39 124L38 126H40ZM52 125H53V124H52ZM141 125H142V124H141ZM141 125H140V127H141ZM174 125H175V122H174ZM174 125H172L171 127H173ZM178 125H179V124H178ZM182 125H183V123H182ZM232 125H233V124H232ZM232 125H231V127H232ZM235 125H238V123H236ZM235 125H233L232 129H235V127H234ZM262 125H263V124H262ZM22 126H23V125H22ZM22 126H21V127H22ZM38 126H37V128H38ZM61 126H62V125H61ZM67 126H68V125H67ZM67 126H66V127H67ZM109 126H112V125L109 124ZM138 126H139V125H138ZM185 126H186V125H185ZM187 126H189V124H188ZM187 126H186V127H187ZM197 126H198V125H197ZM197 126H196V127H197ZM200 126H201V124H200ZM205 126H207V125L205 124ZM205 126H204V124H203V126H201V128L198 126V127H199L198 131H199L200 129H203V130H204V131H201V134H199V135H202V134H204V132L207 131V130L205 131V129H206ZM218 126H219V125H218ZM255 126H256V125H255ZM259 126H260V125H258V127H259ZM3 127H2V128H3ZM8 127H9V126H8ZM11 127H12V126H11ZM11 127H10V128H11ZM15 127H16V126H15ZM25 127H26V126H25ZM28 127H30V126H28ZM55 127H56V126H55ZM59 127H60V126H59ZM68 127H69V126H68ZM74 127H75V126H74ZM78 127H79V126H78ZM81 127L83 128V126H81ZM87 127H88V126H87ZM178 127H179V126H178ZM178 127H177V128H178ZM203 127H204V128H203ZM212 127H213V125H212ZM228 127H229V126H228ZM258 127H257V128H258ZM10 128H9V129H10ZM13 128H14V126H13ZM39 128H40V127H39ZM39 128H38V130H39ZM43 128H44V127H43ZM48 128H49V127H48ZM60 128H62V127H60ZM84 128H85V127H84ZM134 128H136V127L134 126ZM134 128L132 127L131 132H134ZM138 128H139V127H138ZM138 128H136V129H137V130H141V128H140V129H138ZM208 128H209V127H208ZM229 128H230V127H229ZM236 128H237V127H236ZM40 129H41V128H40ZM58 129H59V128H58ZM63 129H64V128H63ZM69 129H71V128H69ZM69 129H65V131H67V130H69ZM72 129H73V127H72ZM92 129H93V128H92ZM110 129H111V128H110ZM110 129H108V131H109ZM136 129H135V130H136ZM189 129H190V128H189ZM209 129H211V128H209ZM209 129H208V130H209ZM220 129H221V128H220ZM226 129H227V128H226ZM226 129H225V130H226ZM230 129H231V128H230ZM232 129H231V130H232ZM248 129H249V128H248ZM255 129H256V128H255ZM258 129H259V128H258ZM260 129H261V127H260ZM0 130H2V129H0ZM4 130L6 131V129H4ZM11 130H12V128H11ZM17 130H19V129H17ZM25 130H26V129H25ZM38 130H37V131H38ZM61 130H62V129H61ZM75 130H76V129H75ZM114 130H115V129H114ZM132 130H133V131H132ZM137 130H136V131H137ZM177 130H178V129H177ZM177 130H175V131H177ZM196 130H197V129H194V131H196ZM246 130H247V129H246ZM246 130H245V132H246ZM261 130H262V129H261ZM22 131H23V130H22ZM59 131H60V130H59ZM65 131H64V132H65ZM70 131H71V130H70ZM77 131H78V130H77ZM85 131H86V130H84V132H85ZM105 131L108 132L107 129H105ZM182 131L184 132V130H182ZM213 131H214V130H213ZM223 131H224V130H223ZM248 131L250 132V130H248ZM9 132H11V131H9ZM24 132H25V131H24ZM24 132H23V133H24ZM35 132H36V131H35ZM39 132H40V131H39ZM39 132H38V133H39ZM43 132H44V131H43ZM62 132H63V131H62ZM62 132H61V133H62ZM64 132H63V133H64ZM71 132H72V131H71ZM84 132H83V131L81 132L82 135L84 134ZM98 132H99V131H98ZM102 132H103V131H102ZM137 132H138V131H137ZM137 132H135V133H137ZM147 132H148V131H147ZM185 132H186V131H185ZM187 132H188V130H187ZM190 132L193 133V131H190ZM219 132H220V131H219ZM219 132H218V134H219ZM233 132H234V130H233ZM241 132H242V131H241ZM253 132H254V131H253ZM259 132H260V131H259ZM262 132H263V131H262ZM1 133H2V132H0V134H1ZM11 133H12V132H11ZM18 133H20V132H18ZM26 133H28V132H26ZM29 133H30V130H29ZM29 133H28V134H29ZM31 133H32V132H31ZM38 133H36V134L38 135ZM57 133H58V132H57ZM63 133H62L61 135H63ZM68 133H69V132H68ZM100 133H101V132H100ZM192 133H191V134L189 133V134L192 135V136H194V135L196 134L195 132H194V133H195L194 135H193ZM228 133H229V132H227V134H228ZM237 133H238V132H237ZM250 133H251V132H250ZM255 133H256V132H255ZM7 134H8V133H7ZM12 134H13V133H12ZM14 134H15V132H14ZM49 134H50V133H49ZM64 134H65V133H64ZM66 134H67V133H66ZM66 134H65V135H66ZM74 134H75V133H74ZM106 134H107V133H106ZM106 134H105V135H106ZM126 134H128V133H126ZM126 134H124V135H126ZM208 134H209V132H208ZM208 134H207V132H206V135H207V136H208ZM212 134H213V133H212ZM212 134H211V135H212ZM229 134H230V133H229ZM243 134H244V133H243ZM245 134H246V133H245ZM5 135H6V134H4V136H5ZM8 135H9V134H8ZM21 135H22V133H21ZM21 135H20V136H21ZM29 135H30V134H29ZM50 135H51V134H50ZM58 135H59V134H58ZM65 135H64V136H65ZM67 135H68V134H67ZM67 135H66V136H67ZM79 135H80V134H79ZM124 135H123V134L121 135V133H120V136H124ZM133 135H134V134H133ZM135 135H136V134H135ZM138 135H139V134L137 133L136 136H138ZM187 135H188V134H187ZM214 135H215V134H214ZM216 135H217V134H216ZM224 135H226V134H224ZM252 135L254 136V134H252ZM255 135H257V134H255ZM262 135H264V132H263ZM262 135H261V137H262ZM0 136H1V135H0ZM4 136H1L2 139H3ZM6 136H7V135H6ZM16 136H17V133H16ZM24 136H26V134H25ZM30 136H32V135H30ZM59 136H60V135H59ZM59 136H58V137H59ZM102 136L104 137V135H102ZM107 136H108V135H107ZM113 136H114V135H113ZM128 136H131L130 132H129V135H128ZM219 136H220V134H219ZM219 136H217V137L214 136V137L217 139ZM231 136H232V135H231ZM240 136H241V133H240ZM245 136H246V135H245ZM10 137H11V136H10ZM12 137H14V136H12ZM17 137H19V136H17ZM17 137H14V138H17ZM26 137H27V136H26ZM32 137H33V136H32ZM45 137H46V136H45ZM72 137H73V134H72ZM81 137L83 138V137H85V136H80V138H81ZM98 137H99V136H98ZM105 137H106V136H105ZM177 137H178V136H177ZM187 137H188V136H187ZM196 137H198V136H195V138H196ZM202 137H204V136H202ZM232 137H236V135H235V136L233 135ZM249 137H250V136H248V139H249ZM258 137H259V136H258ZM22 138H23V137H22ZM22 138H21V140H22ZM27 138H29V137H27ZM27 138H26V139H27ZM37 138H38V137H37ZM49 138H50V137H49ZM52 138H53V137H52ZM61 138H62V137H61ZM125 138H128V137H125ZM125 138H122V137H121V139H125ZM130 138L133 139L132 137H130ZM188 138H192V137H188ZM205 138H206V137H205ZM207 138H209V137H207ZM207 138H206L205 140H206L207 142L210 143V139L208 140ZM211 138H212V137H211ZM226 138H228V137H226ZM230 138H231V137H230ZM259 138H260V137H259ZM259 138H258V139H259ZM39 139H40V138H39ZM47 139H48V138H47ZM66 139H67V138H66ZM66 139H64V140H66ZM69 139H70V138H69ZM107 139H108V138H107ZM200 139H201V138H200ZM244 139H245V138H244ZM244 139H242V140H244ZM246 139H247V138H246ZM248 139H247V141H248ZM250 139H251V137H250ZM258 139H257V140H258ZM261 139H262V138H261ZM9 140H11V139L9 138ZM14 140H16V139H13V141H14ZM19 140H20V139H19ZM19 140H18V141H19ZM44 140H45V139H44ZM58 140H59V139H57L56 142H57ZM67 140H68V139H67ZM92 140H93V139H92ZM103 140H105V139H103ZM119 140H120V139H119ZM136 140H137V139H136ZM178 140H179V139H178ZM192 140H193V139H192ZM205 140H204V141H205ZM218 140H220V139H218ZM218 140H217V141H218ZM223 140H225L224 142H227L228 139L226 140V139L224 138ZM231 140H233V139H231ZM253 140H254V139H253ZM5 141H6V139H5ZM13 141H11V142H13ZM35 141H36V139H35ZM54 141H55V139H54ZM68 141H69V140H68ZM79 141H80V140H79ZM85 141H86V140H85ZM85 141L83 140V142H85ZM101 141H102V140H101ZM128 141L130 142L129 139H128ZM133 141H135V138H134ZM133 141H132V142H133ZM185 141H186V143H187V142H188V143H191V142H189V140H186V138L184 139V143H185ZM198 141H200V140H198ZM211 141H214V140H211ZM233 141H234V140H233ZM233 141H232V142H233ZM237 141H239V140H237ZM247 141H244V142H247ZM255 141H256V140H255ZM2 142H3V141H2ZM11 142H9V143H11ZM39 142H40V141H39ZM70 142H71V141H70ZM76 142H78V140H77ZM80 142H81V141H80ZM83 142H81V143H83ZM112 142H113V141H112ZM132 142H131V143H132ZM196 142H197V141H196ZM201 142H202V141H201ZM222 142H223V141L220 140V143H222ZM235 142H236V141H235ZM18 143H19V142H18ZM43 143H45V142H43ZM43 143H41V144L44 146ZM61 143H62V144H61ZM61 143H59V146H60V144L63 145V143H65V142L63 141V142H61ZM78 143H79V142H78ZM99 143H100V142H99ZM118 143H119V141H118ZM141 143H142V142H141ZM174 143H175V141H174ZM194 143H195V142H194ZM198 143H199V142H198ZM203 143H205V142H203ZM211 143H212V142H211ZM213 143H214V142H213ZM227 143L229 144V142H227ZM233 143H234V142H233ZM254 143H255V142H254ZM36 144H37V143H36ZM46 144H47V143H46ZM56 144H57V143H56ZM75 144H76V143H75ZM107 144H109V143H107ZM126 144H128V143L126 142ZM133 144H134V142H133ZM234 144H235V143H234ZM256 144H257V143H256ZM259 144H261V146L264 145L263 142H262V143H259ZM262 144H263V145H262ZM4 145H5V144H4ZM4 145H3V146H4ZM15 145H16V144L14 143L13 146H15ZM19 145H20V144H19ZM27 145H28V144H27ZM27 145H26V147H27ZM47 145H48V144H47ZM47 145H46V146H47ZM52 145H53V143H52ZM103 145H104V144H103ZM103 145H102V146H103ZM114 145H115V144H114ZM182 145H184L183 142H182ZM207 145H209V144H205L206 147H207ZM212 145H213V144H212ZM212 145H211V146H212ZM224 145H225V144H224ZM236 145H237V144H236ZM236 145L234 146L235 148H237ZM244 145H245V144H244ZM0 146H1V145H0ZM10 146H11V145H10ZM37 146H38V145H37ZM54 146H56V148H57V145L54 144ZM69 146H71V144L68 145V148H69ZM74 146H76V145L73 144L71 147L74 148ZM80 146H81V145H79V146H77V147H80ZM92 146H93V145H92ZM92 146H91V147H92ZM106 146H108V145H106ZM109 146H110V145H109ZM121 146H122V145H121ZM121 146H118V144H117V146H116L115 148L117 149V148H119V147H121ZM132 146H133V145H132ZM134 146H135V144H134ZM139 146H141V144H139ZM173 146H174V145H173ZM187 146H189V144H188V145L186 144V147H187ZM197 146H199V144H198ZM203 146H204V144H203ZM215 146H216V145H215ZM232 146H233V144H232ZM253 146H254V145H253ZM256 146H257V145H255V147H256ZM1 147H2V146H1ZM5 147H7V146H5ZM39 147H42V146L39 145ZM63 147H64V146H63ZM113 147H114V146H113ZM125 147H126V146H125ZM128 147H130V146L128 145ZM137 147H138V146H137ZM183 147H185V146H183ZM201 147H202V144H200V149H199L198 151H201V153H202V152H204V150L202 151V148H203V147H202V148H201ZM213 147H214V146H213ZM218 147H219V143H218L217 148H218ZM234 147H233V148H234ZM2 148L4 149V147H2ZM14 148H15V147H14ZM14 148H13V149H14ZM27 148H28V147H27ZM50 148H51V146H50ZM59 148H60V147H59ZM132 148H133V147H132ZM138 148H139V147H138ZM140 148H141V147H140ZM144 148H145V147H144ZM144 148L142 147V150H143ZM174 148H175V147H174ZM177 148H178V146H177ZM194 148H196V146H195ZM198 148H199V147H198ZM219 148H220V147H219ZM227 148H228V147H226V149H227ZM233 148H232V149H233ZM241 148H242V147H241ZM248 148H249V147H248ZM258 148H259V147H257V149H258ZM3 149H2V150H3ZM46 149H47V148H46ZM69 149L71 150V153H72L73 150H74L75 148H74V149L69 148ZM69 149H68V150H69ZM77 149H78V148H77ZM82 149H83V148H82ZM97 149H98V146L96 147V149L94 148V152H95V150H97ZM101 149H102V148H101ZM101 149H100V150H101ZM105 149H106V148H105ZM113 149H114V148H113ZM113 149H109V151H110V150H113ZM116 149H115L113 152H115ZM161 149H162V148H161ZM184 149H185V148H184ZM203 149H205V148H203ZM207 149H208V148H207ZM211 149H212V148H211ZM224 149H225V148H224ZM228 149H229V148H228ZM245 149H246V148H245ZM250 149H251V148H250ZM252 149H253V148H252ZM254 149H256V148H254ZM262 149H264V148H262ZM10 150H11V148H10ZM23 150H24V148H23ZM40 150H41V149H40ZM40 150H39V151H40ZM83 150H84V149H83ZM106 150H107V149H106ZM138 150H139V149H138ZM142 150H141V151H142ZM189 150H190V149H189ZM191 150H192V149H191ZM191 150H190V151H191ZM193 150H194V149H193ZM193 150H192V152H193ZM196 150H197V149H196ZM229 150H230V149H229ZM238 150H239V149H238ZM238 150H237V151H238ZM8 151H9V150H8ZM8 151H7V152H8ZM48 151H50V149H49ZM48 151H47V152H48ZM57 151H58V150H57ZM74 151H76V150H74ZM91 151H92V150H91ZM109 151H107V152H109ZM143 151L145 152V150H143ZM152 151H153V150H152ZM165 151H166V150H165ZM184 151H185V150H184ZM184 151L181 150L179 153L184 152ZM198 151H196V152H198ZM210 151H213V149L210 150ZM221 151L224 152V150H222V148H221ZM239 151L241 152V150H239ZM245 151H246V150H245ZM245 151H243V153H244ZM247 151H248V149H247ZM247 151H246V152H247ZM250 151H251V150H250ZM250 151H249V152H250ZM261 151H263V150H260V152H261ZM5 152H6V151H5ZM14 152H16V150H15ZM24 152H26V151L24 150ZM30 152H31V151H30ZM36 152H37V150H36ZM41 152H43V151H41ZM47 152H46V153H47ZM94 152H93V153L90 152V153H92L91 156L94 154ZM97 152H98V151H97ZM101 152H102V151H101ZM101 152L99 151L98 154L100 155ZM107 152H106V153H107ZM110 152H111V151H110ZM110 152H109V153H110ZM117 152H118V149H117ZM139 152H140V150H139ZM144 152H141V153H143L142 156H145V155H144ZM153 152H154V151H153ZM240 152H239V153H240ZM16 153H17V152H16ZM21 153L23 154V152H21ZM26 153H27V152H26ZM39 153H40V152H39ZM71 153L69 152V155H70ZM78 153H79V152H78ZM81 153H82V152H81ZM90 153H89V155H90ZM141 153H139V154H141ZM155 153H156V152H155ZM155 153H154V154H155ZM169 153H170V152H169ZM177 153H178V152H177ZM179 153H178V155H179ZM187 153H189V152H186V154H187ZM241 153H242V152H241ZM247 153H248V152H247ZM247 153H246V156H247ZM250 153H253V150H252V152H250ZM255 153H256V152H255ZM257 153H258V150H257ZM10 154L12 155L13 153L10 152ZM10 154L8 155L9 157H10ZM22 154H21V155H22ZM31 154H32V153H31ZM31 154H30V156H31ZM34 154H35V153H34ZM37 154H38V152H37ZM37 154H36V155H37ZM56 154H57V153H56ZM72 154H73V153H72ZM72 154H71V156H69L70 159H71V157H72ZM74 154H75V153H74ZM101 154H102V153H101ZM110 154H112V153H110ZM113 154H114V153H113ZM157 154H158V152H157ZM164 154H165V153H164ZM196 154H197V153H195V154H193V155L195 156ZM214 154H215V153H214ZM224 154H225V153H224ZM224 154H223V155H224ZM253 154H254V153H253ZM253 154H252V155H253ZM6 155H7V154H6ZM39 155H40V154H39ZM39 155H38V156H39ZM49 155H50V154L48 153V157H49ZM66 155L68 156V153H67ZM78 155H80V154H78ZM95 155H97V153H96ZM95 155H93V156H95ZM99 155H98V156H99ZM103 155H104V154H103ZM103 155H102V156H103ZM116 155H117V154H116ZM130 155H131V154H130ZM137 155H138V154H137ZM148 155H150V154H148ZM151 155H152V153H151ZM158 155H159V154H158ZM161 155H163V152H162ZM181 155H182V154H181ZM181 155H180V156H181ZM193 155H191V157H192ZM203 155H204V154H203ZM207 155H208V154H207ZM217 155H218V154H217ZM230 155H232V152H231ZM230 155H229V156H230ZM233 155H236V154H233ZM233 155H232V156H233ZM240 155H242V154H240ZM244 155H245V154H243V156H244ZM260 155H261V154H260ZM27 156H29V155H27ZM45 156H46V155H45ZM55 156H57V155H55ZM83 156H84V154H83ZM91 156H90V157H91ZM111 156H113V155H111ZM124 156H125V155H124ZM146 156H147V152H146ZM171 156H172V155H171ZM183 156H184V155H183ZM208 156H209V155H208ZM208 156H207V157H208ZM213 156H214V155H213ZM229 156L227 155L226 157H229ZM238 156H239V155H238ZM249 156H250V155H249ZM263 156H264V154H263ZM1 157H2V156H0V158H1ZM4 157H5V156H4ZM46 157H47V156H46ZM61 157H62V156H61ZM73 157H74V155H73ZM95 157H97V156H95ZM106 157H107V156H106ZM157 157L159 158V156H157ZM161 157H162V156H161ZM185 157H186V156H185ZM185 157H183V158H185ZM189 157H190V156H189ZM219 157H220V156H219ZM233 157H234V156H233ZM235 157L238 158L237 156H235ZM235 157H234V158H235ZM244 157H245V156H244ZM244 157H243V159H244ZM2 158H3V157H2ZM15 158H16V157H15ZM15 158L12 159V160H17L18 157H17L16 159H15ZM25 158H26V157H25ZM28 158H29V160L32 159V158L30 159V157H28ZM28 158H27V159H28ZM36 158H37V157H36ZM40 158H42V157L40 156ZM56 158H57V157H56ZM82 158H83V157H82ZM86 158H87V157H86ZM97 158H98V157H97ZM100 158H101V156H100ZM102 158H103V157H102ZM121 158H122V157H121ZM162 158H163V157H162ZM167 158H168V156H167ZM174 158H175V157H174ZM183 158H180V157H179V161H180V159H183ZM200 158H201V157H200ZM202 158H203V157H202ZM212 158H213V157H212ZM215 158H217V157H215ZM215 158H214V159H215ZM247 158H248V157H247ZM251 158H252V157H251ZM251 158H248L247 161H248L249 159H251ZM18 159H19V158H18ZM51 159H52V158H51ZM74 159H75V158H74ZM87 159H88V158H87ZM87 159H86V160H87ZM92 159L95 160L96 158L92 157L91 160H92ZM105 159H106V160H109V159H107V158H104V160H105ZM114 159H115V158H114ZM159 159H160V158H159ZM159 159H158V160H159ZM256 159H257V158H256ZM256 159H255V160H256ZM12 160H10L9 162H11ZM37 160H38V159H37ZM42 160H43V158H42ZM42 160H41V161H42ZM46 160H48V159H46ZM55 160H56V159H53V161H55ZM61 160H63V159H61ZM68 160H69V159H68ZM106 160H105V162H106ZM132 160H133V159H132ZM138 160H139V159H138ZM169 160H170V159H169ZM173 160H174V159H173ZM218 160H219V159H218ZM232 160H235V159H232ZM241 160H242V159H240V161H241ZM255 160H254V162L256 163ZM23 161H24V159H23ZM25 161H26V159H25ZM39 161H40V160H39ZM39 161H37V162H39ZM41 161H40V162H41ZM49 161H50V160H49ZM83 161H84V160H83ZM99 161H102V159H101V160L99 159ZM109 161H110V160H109ZM113 161H114V160H113ZM125 161H126V159H125ZM142 161H144V157H143V160H141V162H142ZM147 161H148V160H147ZM149 161H150V160H149ZM154 161H155V159H154ZM163 161H164V160H163ZM174 161H175V160H174ZM174 161H173V162H174ZM179 161H178V163H179ZM188 161H190V160H188ZM188 161H187V162H188ZM199 161H200V160H199ZM212 161H213V160H212ZM220 161H222V160L220 159ZM223 161H225V160H223ZM223 161H222V162H223ZM240 161H238V162L236 161V164L238 163V166H239V165L241 166V164H243L242 162L239 163ZM247 161H246V162H247ZM9 162H8V164H7L8 166H10V165H9ZM21 162H22V160H21ZM21 162H20V163H21ZM31 162H32V161H31ZM42 162H43V161H42ZM50 162H51V161H50ZM55 162H56V161H55ZM61 162H62V161H61ZM84 162H85V161H84ZM92 162H93V164H94V161L92 160V161H91V165H93ZM167 162H168V161H167ZM182 162H183V161H182ZM193 162H194V161H193ZM215 162H216V161H215ZM229 162H230V161H229ZM234 162H235V161H234ZM254 162L252 163V166L254 165ZM261 162H262V161H261ZM15 163H16V165H15V168H16V166L18 165V163H17V162H15ZM15 163H14V164H15ZM22 163H24V162H22ZM25 163H26V162H25ZM32 163H33V162H32ZM51 163H52V162H51ZM64 163H65V161H64ZM70 163H71V161H70ZM119 163H120V161H119ZM134 163H135V162H134ZM144 163H145V162H144ZM156 163H157V162H156ZM168 163H170V162H168ZM188 163H189V162H188ZM199 163H200V162H199ZM220 163H221V162H220ZM220 163H219L218 165H221ZM225 163H226V162H225ZM227 163H228V161H227ZM259 163H260V162H259ZM263 163H264V162H263ZM11 164H12V163H11ZM28 164H30V162H29ZM40 164H42V163H39V165H40ZM43 164H44V163H43ZM52 164H53V163H52ZM83 164H84V163H83ZM83 164H82V165H83ZM102 164H104V161H103ZM107 164H109V163L107 162ZM107 164H105V166H106ZM112 164H113V163H112ZM116 164H117V163H116ZM127 164H128V163H127ZM138 164H139V163H138ZM145 164H146V163H145ZM158 164H159V162H158ZM185 164H186V163H185ZM231 164H232V162H231ZM231 164L229 163V165H231ZM236 164L234 163V167H235V168L233 167V164H232V166H230V167H233L234 169H237L238 167L236 168V166H237ZM247 164H249V163H247ZM256 164H258V162H257ZM256 164L254 165V167H255V166H258V165H256ZM12 165H13V164H12ZM48 165H49V164H48ZM86 165H87V163H86ZM86 165H85V166H86ZM98 165H99V164H98ZM121 165H122V164H121ZM124 165H125V163H124ZM161 165H163V164L161 163ZM161 165H160V166H161ZM168 165H169V164H167V166H168ZM181 165H182V163L180 164V166H181ZM211 165H212V164H211ZM216 165H217V164H215V166H216ZM227 165H228V164H227ZM227 165H226V166H227ZM250 165H251V164H250ZM259 165H262V163H260ZM25 166H26V165H24V167H25ZM32 166H33V165H32ZM40 166H41V165H40ZM85 166H84V167H85ZM125 166H126V165H125ZM131 166H132V165H131ZM136 166H137V164H136ZM138 166H139V165H138ZM163 166H164V165H163ZM170 166L172 167V165H170ZM176 166H177V165H176ZM184 166H185V165H184ZM223 166H224V165H223ZM242 166H243V165H242ZM242 166H241V167H242ZM244 166H245V165H244ZM262 166H263V165H262ZM10 167H12V166H10ZM21 167H22V166H21ZM36 167H37V166H36ZM65 167H67V166L64 164V169H65ZM79 167H80V166H79ZM86 167H87V166H86ZM88 167H89V166H88ZM91 167H92V166H90L89 169H92ZM93 167H94V166H93ZM101 167H102V166H101ZM101 167H100V168H101ZM108 167H109V166H108ZM115 167H116V166H115ZM122 167H123V166H122ZM140 167H141V166H140ZM156 167H157V166H156ZM192 167H193V166H192ZM212 167H213V166H212ZM230 167H229V168H230ZM241 167H239L238 169H240ZM245 167H246V166H245ZM4 168H6V167L4 166ZM4 168H3V169H4ZM7 168H8V167H7ZM25 168H26V167H25ZM31 168H32V167H30V168H28V169L30 170ZM131 168H132V167H131ZM166 168H167V167H166ZM174 168H176V167H174ZM225 168L227 169V167H225ZM225 168L223 167V168L221 169V167H220V169H221L222 171H223ZM229 168H228V169H229ZM12 169H14V168H11V170H12ZM18 169H19V168H18ZM43 169H44V168H43ZM66 169H67V168H66ZM94 169H95V168H94ZM105 169H106V168H105ZM114 169H116V168H114ZM148 169H149V168H148ZM153 169H154V168H153ZM167 169H169V168H167ZM188 169H189V168H188ZM204 169H206V168H204ZM210 169H211V168H210ZM212 169L215 170V167L212 168ZM216 169H217V167H216ZM234 169H233V170H234ZM242 169H245V168H242ZM14 170H16V169H14ZM22 170H23V169H22ZM22 170H21V171H22ZM29 170H28V171H29ZM35 170H36V169H35ZM84 170H85V169H84ZM101 170H103V169H101ZM108 170H109V169H108ZM110 170H111V169H110ZM128 170H129V168H128ZM183 170H184V169H183ZM233 170H231V171H233ZM247 170H248V169H247ZM247 170H246V172H247ZM254 170H255V172H256L257 169H254ZM6 171H7V170H6ZM28 171H27V172H28ZM33 171H34V170H33ZM52 171H53V170H52ZM58 171H59V170H58ZM64 171H65V170H64ZM86 171H87V169H86ZM121 171H122V170H121ZM159 171H160V169H159ZM159 171H158V172H159ZM173 171H174V170H173ZM173 171H172V172H173ZM198 171H199V170H198ZM225 171H226V170H225ZM225 171H224V172H225ZM235 171H236V170H235ZM258 171H259L258 173H260V170H258ZM15 172H16V171H15ZM22 172H24V171H22ZM22 172H21V173H22ZM29 172L31 173L32 171H29ZM61 172H62V171H61ZM69 172H70V171H69ZM98 172H99V169H98ZM107 172H108V171H107ZM114 172H115V171H114ZM116 172H117V170H116ZM147 172H148V170H147ZM169 172H171V170H170ZM190 172H191V171H190ZM203 172H204V171H203ZM236 172H237V171H236ZM236 172H234V173H236ZM4 173L6 174V172H4ZM10 173H12V172H10ZM13 173H14V172H13ZM13 173H12V174H13ZM21 173H20V174H21ZM24 173H25V172H24ZM30 173H28V174H30ZM45 173H46V172H45ZM86 173H87V172H86ZM93 173H94V172H93ZM96 173H97V172H96ZM102 173H103V172H102ZM102 173H101V174H102ZM161 173H162V172H161ZM166 173H168V172H166ZM174 173H175V172H174ZM181 173H183V172H181ZM207 173H208V171L206 172V174H207ZM209 173H211V171H210ZM251 173H252V171H251ZM262 173H264V172H262ZM0 174H1V173H0ZM5 174H4V175H5ZM17 174H18V173H17ZM17 174L15 175L16 178H17ZM25 174H27V173H25ZM52 174H53V173H52ZM90 174L92 175V172H91V171H90ZM127 174L129 175V173H127ZM134 174H135V173H134ZM134 174H133L132 176H135ZM187 174H188V173H187ZM206 174H205V175H206ZM218 174H219V173H218ZM221 174H222V173H221ZM21 175H22V174H21ZM21 175H20V176H21ZM32 175H33V174H32ZM75 175H76V174H75ZM87 175H89V173H88ZM94 175H96V174L94 173ZM154 175H155V174H154ZM156 175H157V174H156ZM160 175H162V174H160ZM163 175H164V174H163ZM163 175H162V176H163ZM166 175H167V174H166ZM182 175H183V174H182ZM202 175H203V174H202ZM236 175H237V174H236ZM258 175H260V174H258ZM20 176H19V177H20ZM26 176H27V175H26ZM28 176H29V175H28ZM71 176H72V175H71ZM92 176H93V175H92ZM107 176H108V175H107ZM112 176H113V175H112ZM137 176H138V175H137V173H136V177H137ZM167 176H168V175H167ZM167 176H165L164 179H165ZM171 176H173V175H171ZM185 176L187 177V175H185ZM188 176H190V175H188ZM221 176H222V175H221ZM255 176H256V175H255ZM261 176H262V175H261ZM4 177H5V176H4ZM8 177H9V176H8ZM61 177H62V176H61ZM93 177H94V176H93ZM93 177H92V179H93ZM100 177H101V176H100ZM116 177H117V176H116ZM122 177H123V176H122ZM136 177H135V178H136ZM153 177L155 178V176H153ZM181 177H182V176H181ZM5 178H6V177H5ZM11 178H13V176H12ZM21 178H23V176H22ZM28 178H29V177H28ZM104 178H105V177H104ZM124 178H126V177L124 176ZM169 178H171V177H169ZM169 178H168V179H169ZM231 178H233V177H231ZM247 178H248V177H247ZM249 178H250V177H249ZM1 179H2V175H1ZM1 179H0V181H1ZM19 179H20V178H19ZM19 179H18V181H19ZM33 179H34V178H33ZM33 179H32L31 181H33ZM89 179H91V178H89ZM94 179H95V178H94ZM101 179H102V178H101ZM127 179H129V178H127ZM136 179H137V178H136ZM161 179H162V178H161ZM182 179H183V178H182ZM215 179H216V178H215ZM218 179H219V178H218ZM239 179H240V178H239ZM243 179H244V177H243ZM243 179H241V180H243ZM251 179H252V178H251ZM2 180H3V179H2ZM20 180H21V179H20ZM115 180H116V179H115ZM120 180H121V179H120ZM132 180H133V179H132ZM162 180H163V179H162ZM170 180H171V179H170ZM170 180H169V181H170ZM177 180H178V179H177ZM197 180H198V179H197ZM207 180H208V179H207ZM221 180H222V179H221ZM230 180H232V179H230ZM244 180H245V179H244ZM256 180H257V179H256ZM261 180H262V179H261ZM12 181H13V180H12ZM18 181H17V182H18ZM80 181H81V180H80ZM87 181H88V180H87ZM87 181H86V183H87ZM110 181H111V180H110ZM117 181H118V180H117ZM124 181H125V180H124ZM127 181H128V180H127ZM159 181H160V180H159ZM225 181H226V180H225ZM235 181H236V180H235ZM235 181H234V182H235ZM13 182H14V181H13ZM17 182H14V183H17ZM34 182H35V181H34ZM118 182H119V184H120V181H118ZM155 182H156V181H155ZM166 182H167V181H166ZM166 182H165V183H166ZM170 182H171V181H170ZM179 182H180V181H179ZM181 182H182V181H181ZM188 182H189V181H188ZM261 182H262V181H261ZM261 182H260V183H261ZM8 183H9V182H8ZM8 183H7V184H8ZM19 183H20V182H19ZM92 183H93V182H92ZM116 183H117V182H116ZM131 183H132V182H131ZM156 183H157V182H156ZM160 183H161V182H160ZM205 183H206V181H205ZM7 184H6V185H7ZM30 184H31V183H30ZM149 184H150V183H149ZM161 184H162V183H161ZM202 184H203V183H202ZM217 184H218V183H217ZM228 184H230V183H228ZM233 184H234V183H233ZM248 184H249V183H248ZM13 185H14V184H13ZM86 185H87V184H86ZM88 185H89V184H88ZM112 185H113V183H112ZM112 185H111V186H112ZM153 185H154V184H153ZM220 185H221V184H220ZM238 185H239V184H238ZM257 185H258V184H257ZM90 186H92V185H90ZM90 186H89V188H90ZM100 186H101V185H100ZM155 186H157V185H155ZM166 186H167V185L164 186L165 188L162 186V188H164V189H168V187H166ZM169 186H170V185H169ZM181 186H182V185H181ZM262 186H263V185H262ZM262 186H261V187H262ZM9 187H10V185H9ZM12 187H13V186H12ZM22 187H23V185H22ZM32 187H33V185H32ZM106 187H107V186H106ZM153 187H154V186H153ZM157 187H159V186H157ZM194 187H195V186H194ZM199 187H201V185L198 186V188H199ZM206 187H208V185H207ZM206 187H205V188H206ZM2 188H3V187H2ZM5 188H6V187H5ZM27 188H28V187H27ZM56 188H57V187H56ZM131 188H132V187H131ZM150 188H151V187H150ZM160 188H161V187H160ZM202 188L204 189V187H202ZM252 188H253V187H252ZM259 188H260V187H259ZM3 189H4V188H3ZM11 189H12V188H11ZM23 189H24V188H23ZM71 189H72V188H71ZM75 189H76V188H75ZM80 189H81V188H80ZM82 189H83V188H82ZM143 189H145V188L143 187ZM143 189H142V190H143ZM152 189H154V188H152ZM169 189H170V188H169ZM216 189H217V188H216ZM218 189H219V188H218ZM218 189H217V190H218ZM222 189H223V188H222ZM241 189H242V188H241ZM1 190H2V189H1ZM1 190H0V191H1ZM9 190H10V189H9ZM9 190H7V191H9ZM111 190H112V189H111ZM122 190H123V189H122ZM126 190H127V189H126ZM149 190H150V189H149ZM154 190H155V189H154ZM154 190H153V192H154ZM171 190H172V189H171ZM173 190H174V189H173ZM173 190H172V192H173ZM207 190H208V189H207ZM242 190H243V189H242ZM246 190H247V189H246ZM25 191H26V190H25ZM107 191H108V190H107ZM120 191H121V190H119V192H120ZM131 191H132V190H131ZM144 191H145V190H144ZM144 191H142V192H144ZM160 191H161L160 193L162 194V195H161V198H163L162 200H164V199L167 200V199H166V196L163 197L164 195H166V192H167V191H166V190L163 191L162 189H161ZM162 191L164 192V195H163V192H162ZM165 191H166V192H165ZM174 191H176V190H174ZM197 191L199 192V189H197ZM197 191H196V189H195L194 193H196ZM202 191H203V190H202ZM213 191H214V190H213ZM10 192H11V190H10ZM84 192L87 193L85 190H84ZM108 192H109V191H108ZM142 192H141V193L139 192V195H140V194H143ZM155 192H156V191H155ZM176 192H177V191H176ZM176 192H175V193H176ZM178 192H179L178 195L181 196V195H180V194H181L180 191H178ZM188 192H189V191H188ZM224 192H225V191H224ZM262 192H264V191H262ZM11 193H12V192H11ZM77 193H78V192H77ZM82 193H83V192H82ZM100 193H101V192H100ZM104 193H105V192H104ZM167 193H168V192H167ZM191 193H192V191H191ZM194 193H193V195H194ZM206 193H207V192H206ZM237 193H238V191H237ZM250 193H251V192H250ZM252 193H253V192H252ZM83 194H84V193H83ZM88 194H89V193H88ZM123 194H124V193H123ZM129 194H130V193H129ZM151 194H152V193H151ZM156 194H157V193H156ZM189 194H190V193H189ZM228 194H229V193H228ZM240 194H241V193H240ZM254 194H255V193H254ZM33 195H34V194H33ZM81 195H82V194H81ZM84 195H86V194H84ZM111 195H112V194H111ZM119 195H120V194H119ZM139 195L137 196L138 200H139V199L141 198V196H142V195H140V197H139ZM174 195H175V194H174ZM174 195H173V196H174ZM178 195H177V196H178ZM220 195H221V194H220ZM222 195H224V194H222ZM249 195L251 196L252 194H249ZM257 195H258V194H257ZM260 195H261V192H260ZM67 196H68V195H67ZM77 196H78V195H77ZM99 196H100V195H99ZM107 196H108V195H107ZM154 196H155V195H154ZM177 196H176V197H177ZM179 196H178V197H179ZM200 196H202V195H200ZM263 196H264V195H263ZM54 197H55V196H54ZM89 197H90V195H89ZM91 197H92V196H91ZM109 197H110V196H109ZM112 197H113V196H112ZM155 197H156V196H155ZM167 197H169V195H167ZM176 197H175V198H176ZM186 197L188 198V196H186ZM190 197H191V196H190ZM232 197H233V196H232ZM1 198H2V197H1ZM87 198H88V197H87ZM127 198H128V197H127ZM171 198H172V196H171ZM214 198H215V197H214ZM217 198H218V197H217ZM255 198H256V197H255ZM60 199H61V198H60ZM106 199H107V198H106ZM109 199H110V198H109ZM141 199H142V198H141ZM158 199H159V198H158ZM178 199H179V198H178ZM178 199H177V200H178ZM193 199H194V198H193ZM224 199H225V198H224ZM258 199H259V198H258ZM260 199H261V198H260ZM62 200H63V199H62ZM89 200H90V199H89ZM102 200H103V199H102ZM117 200H118V199H117ZM162 200H161V201H162ZM175 200H176V199H175ZM182 200H183V199H182ZM194 200H195V199H194ZM228 200H229V199H228ZM252 200H253V199H252ZM254 200H255V199H254ZM57 201H59V200H57ZM60 201H61V200H60ZM115 201H116V200H115ZM115 201H114V202H115ZM124 201H127V200H124ZM149 201H150V199H149ZM151 201H152V199H151ZM159 201H160V200H159ZM183 201H185V199H184ZM190 201H191V200H190ZM192 201H193V200H192ZM219 201H220V200H219ZM221 201H222V199H221ZM241 201H242V200H241ZM241 201H240V202H241ZM81 202H82V201H81ZM94 202H95V201H94ZM120 202H121V201H120ZM154 202H155V201H154ZM242 202H243V201H242ZM51 203H52V202H51ZM57 203H59V202H57ZM64 203H65V205H66V202H64ZM88 203H89V202H88ZM105 203H106V202H105ZM116 203H117V202H116ZM138 203H139V201H138ZM144 203L146 204L147 201H146V202L144 201ZM168 203H169V202H168ZM173 203H174V201H173ZM177 203H178V202H177ZM177 203H176V204H177ZM191 203H192V202H191ZM220 203H221V202H220ZM38 204H39V203H38ZM79 204H80V203H79ZM79 204L77 205L78 207H80ZM82 204H84V202H82ZM101 204H102V203H101ZM165 204H167V203H165ZM235 204H236V203H235ZM237 204H238V203H237ZM250 204H251V203H250ZM256 204H258V202H256ZM106 205H107V204H106ZM153 205H154V204H153ZM156 205H157V204H156ZM156 205H155V206H156ZM162 205H163V204H162ZM216 205H218V204H216ZM259 205H260V204H259ZM49 206H50V205H49ZM59 206H61V205H59ZM102 206H103V205H102ZM115 206H116V205H115ZM144 206H145V205H144ZM148 206H149V203H148ZM155 206H154V207H155ZM157 206H158V205H157ZM172 206H173V205H172ZM219 206H221V205H219ZM223 206H224V205H223ZM225 206H226V205H225ZM229 206H230V205H229ZM234 206H235V205H234ZM240 206H241V205H240ZM246 206H247V205H246ZM250 206H251V205H250ZM255 206H256V205H255ZM50 207H51V206H50ZM54 207H55V206H54ZM84 207H85V206H84ZM164 207H165V206H164ZM174 207H175V206H174ZM193 207H194V206H193ZM211 207H212V206H211ZM213 207H214V206H213ZM256 207H257V206H256ZM8 208H9V207H8ZM52 208H53V207H52ZM107 208H108V207H107ZM156 208H157V207H156ZM214 208H215V207H214ZM218 208H219V207H218ZM225 208H226V207H225ZM243 208H244V207H243ZM49 209H50V208H49ZM63 209H64V208H63ZM89 209H90V208H89ZM101 209H102V208H101ZM119 209H120V207H119ZM140 209H141V207H140ZM140 209H139V210H140ZM148 209H150V208H148ZM154 209H155V208H154ZM159 209H160V208H159ZM241 209H242V208H241ZM244 209H246V208H244ZM16 210H17V209H16ZM65 210H66V209H65ZM65 210H64V211H65ZM150 210H151V209H150ZM155 210H156V209H155ZM157 210H158V208H157ZM176 210H177V209H176ZM185 210H186V209H185ZM215 210H216V209H215ZM226 210H227V209H226ZM233 210H234V208H233ZM8 211H9V210H8ZM52 211H53V210H52ZM76 211H77V210H76ZM116 211H117V210H116ZM119 211H120V210H119ZM146 211H147V210H146ZM172 211H173V209H172ZM172 211H171V212H172ZM178 211H179V210H178ZM186 211H187V210H186ZM193 211H194V210H193ZM216 211H217V210H216ZM227 211H229V210H227ZM243 211H244V210H243ZM36 212H37V210H36ZM38 212H39V211H38ZM49 212H51V211H49ZM81 212H82V211H81ZM96 212H98V211H96ZM99 212H100V211H99ZM120 212H121V211H120ZM130 212H131V210H130ZM132 212H133V211H132ZM132 212H131V213H132ZM152 212H153V210H152ZM157 212H158V211H157ZM157 212H155L156 215L159 213V212H158V213H157ZM173 212H174V211H173ZM173 212H172V213H173ZM182 212H184V211H182ZM188 212H189V210H188ZM221 212H222V211H221ZM233 212H234V211H233ZM247 212H248V211H247ZM21 213H22V212H21ZM74 213H75V212H74ZM108 213H109V212H108ZM137 213H138V211H137ZM137 213H135V214L137 215ZM141 213H142V211H141ZM145 213H146V212H145ZM145 213H144V214H145ZM148 213H149V212H148ZM148 213H147V214H148ZM175 213H176V212H175ZM189 213H190V212H189ZM215 213H216V212H215ZM234 213H235V212H234ZM53 214H54V213H53ZM75 214H76V213H75ZM127 214L129 215L130 213H127ZM217 214H218V213H217ZM248 214H249V213H248ZM2 215H3V214H2ZM8 215H9V214H8ZM48 215H49V213H48ZM68 215H69V214H68ZM99 215H100V214H99ZM128 215H127V216H128ZM136 215H135V216H136ZM164 215H165V214H164ZM168 215H170V214H168ZM21 216H22V215H21ZM113 216H114V215H113ZM118 216H119V215H118ZM135 216H134V218H135ZM138 216H139V215H138ZM140 216H141V214H140ZM145 216H146V215H145ZM173 216H174V215H173ZM187 216H188V215H187ZM195 216H196V215H195ZM259 216H260V215H259ZM40 217H41V216H40ZM111 217H112V216H111ZM125 217H126V216H125ZM158 217H159V216H158ZM233 217H234V216H233ZM235 217H236V214H235ZM14 218H15V217H14ZM14 218H13V219H14ZM42 218H43V217H42ZM80 218H81V217H80ZM85 218H86V217H85ZM95 218H96V217H95ZM98 218H99V217H98ZM104 218H105V217H104ZM109 218H110V217H109ZM120 218H121V217H120ZM143 218H144V217H143ZM150 218H151V216H150ZM152 218H153V217H152ZM163 218H164V217H163ZM167 218H169V217L167 216ZM177 218H178V217H177ZM193 218H194V217H193ZM200 218H201V217H200ZM212 218H213V217H212ZM217 218H218V217H217ZM256 218H257V216H256ZM259 218L261 219L262 217L260 216ZM2 219H3V218H2ZM46 219H47V218H46ZM60 219H61V218H60ZM99 219H100V218H99ZM112 219H113V217H112ZM116 219H117V218H116ZM126 219H127V218H126ZM132 219H133V218H132ZM145 219L147 220L148 217H146ZM145 219H144V220H145ZM155 219H156V218L153 219V220H154V223H155V221H156ZM181 219H182V218H181ZM183 219H184V217H183ZM213 219H214V218H213ZM235 219H236V218H235ZM97 220H98V219H97ZM135 220H136V219H135ZM146 220H145V221H146ZM158 220H159V218H158ZM189 220H190V219H189ZM223 220H224V219H223ZM223 220H221V221H223ZM228 220H229V219H228ZM250 220H251V221H249V222L252 223L254 219H253V220L250 219ZM1 221H2V220H1ZM36 221H37V220H35V222H36ZM88 221H89V220H88ZM105 221H106V220H105ZM117 221L119 222V220H117ZM133 221H134V220H133ZM141 221H142V220H141ZM171 221H172V220H171ZM194 221H195V220H194ZM204 221H205V220H204ZM247 221H248V220H247ZM3 222H4V221H3ZM61 222H62V221H61ZM94 222H95V221H94ZM100 222H101V221H100ZM112 222L114 223L115 221H112ZM123 222H124V221H123ZM137 222H138V221H137ZM149 222H150V220H149ZM157 222H158V221H157ZM157 222H156V223H157ZM169 222H170V220H169ZM188 222H189V221H188ZM191 222H192V221H191ZM227 222H228V221H227ZM82 223H83V222H82ZM161 223H162V222H161ZM171 223H172V222H171ZM177 223H178V222H177ZM182 223H183V222H182ZM222 223H223V222H222ZM222 223H221V224H222ZM247 223H248V222H247ZM251 223H249V225H250ZM77 224H78V223H77ZM77 224H76V225H77ZM95 224H96V222H95ZM134 224H135V223H134ZM143 224H144V223H143ZM150 224H152V223L150 222ZM162 224L164 225V222H163ZM168 224H169V223H168ZM40 225H41V224H40ZM58 225H59V224H58ZM81 225H82V224H81ZM86 225H87V223H86ZM96 225H97V224H96ZM99 225H100V224H99ZM137 225H138V224H137ZM148 225H149V224H148ZM148 225H147V226H148ZM160 225H161V224H160ZM163 225H162V227H163ZM169 225H170V224H169ZM169 225H168V226H169ZM182 225H183V224H182ZM187 225H188V224H187ZM240 225H241V224H240ZM261 225H262V224H261ZM12 226H13V225H12ZM43 226H44V225H43ZM71 226H72V225H71ZM74 226H75V225H74ZM74 226H73V227H74ZM140 226H142V223H141ZM154 226H155V225L151 226L150 229H151L152 227H153L152 229H155ZM165 226H166V225H165ZM224 226H225V225H224ZM228 226H229V225H228ZM14 227H15V226H14ZM47 227H48V226H47ZM135 227H136V226H135ZM138 227H139V226H138ZM142 227H144V226H142ZM186 227H187V226H186ZM218 227H219V226H218ZM226 227H227V225H226ZM237 227H238V226H237ZM246 227H247V226H246ZM248 227H249V226H248ZM12 228H13V227H12ZM43 228H44V227H43ZM62 228H63V226H62ZM62 228L59 227L58 229H62ZM85 228H86V227H85ZM90 228H91V227H90ZM90 228H89V230H91ZM111 228H112V227H111ZM111 228H110V229H111ZM136 228H137V227H136ZM215 228H216V227H215ZM234 228H235V227H234ZM45 229H46V228H45ZM102 229H104V228H102ZM107 229H108V228H107ZM130 229H131V228H130ZM140 229H141V227H140ZM140 229H139V231H140ZM145 229H146V228H145ZM162 229H163V228H162ZM162 229H160V230H162ZM170 229H171V228H170ZM182 229H184V228H182ZM192 229H193V228H192ZM203 229H204V228H202V230H203ZM63 230H64V229H63ZM148 230H149V229H148ZM202 230H200V231H202ZM206 230H208V229H206ZM236 230L238 231L239 229L237 228ZM49 231H50V230H49ZM74 231H75V229H74ZM76 231H77V230H76ZM139 231H137V232H139ZM142 231H144V230L142 229ZM151 231H152V230H151ZM171 231H174V230L172 229ZM177 231H178V230H177ZM190 231H191V229H190ZM200 231H196V232H200ZM21 232H22V231H21ZM84 232H85V231H84ZM102 232H103V231H102ZM140 232H141V231H140ZM146 232H148V231H146ZM158 232H160V231H158ZM169 232H170V230H169ZM169 232H166V235H167V233H169ZM178 232H179V231H178ZM181 232H182V230H181ZM208 232H209V231H208ZM212 232H213V231H212ZM222 232H223V231H222ZM230 232H231V231H230ZM256 232H257V231H256ZM12 233H13V232H12ZM23 233H24V232H23ZM66 233H67V232H66ZM73 233H74V232H73ZM80 233H81V231H80ZM80 233H78V234H80ZM107 233H109V232H107ZM182 233H183V232H182ZM25 234H26V233H25ZM47 234H48V233H47ZM49 234H50V233H49ZM59 234H60V233H59ZM61 234H63V233H61ZM85 234H86V233H85ZM125 234H126V233H125ZM149 234H150V233H149ZM151 234L153 235V233H151ZM161 234H162V233H161ZM180 234H181V233H180ZM199 234H200V233H199ZM199 234H198V235H199ZM238 234H239V232H238ZM50 235H51V234H50ZM87 235H88V234H86L85 236H87ZM105 235H106V234H105ZM139 235H140V234H139ZM139 235H138V236H139ZM145 235H146V233H145ZM173 235H174V234H173ZM184 235H185V234H184ZM192 235H193V234H192ZM55 236H56V235H55ZM55 236H54V237H55ZM57 236H58V235H57ZM74 236H75L76 240L80 241V240L78 239V237H76V235H74ZM82 236H83V235H82ZM101 236H102V235H101ZM118 236H119V234H118ZM160 236H162V235H160ZM160 236H159V237H160ZM167 236H168V235H167ZM176 236H177V235H176ZM179 236H180V235H179ZM186 236H187V235H186ZM195 236H196V235H195ZM257 236H258V235H257ZM18 237H19V236H18ZM24 237H25V236H24ZM44 237H45V236H44ZM62 237H63V236H62ZM69 237L71 238L70 235H69ZM79 237L82 238L80 235H79ZM83 237H84V236H83ZM112 237H113V236H112ZM112 237H111V238H112ZM116 237H117V236H116ZM140 237H141V236H140ZM146 237H147V236H146ZM9 238H10V237H9ZM30 238H31V237H30ZM35 238H37V237L35 236ZM56 238H57V237H56ZM141 238H142V237H141ZM164 238H165V237H164ZM171 238H173V237H171ZM178 238H179V237H178ZM203 238H205V237H203ZM203 238H202V239H203ZM207 238H208V236H207ZM209 238H210V237H209ZM62 239H63V238H62ZM100 239H101V237H100ZM109 239H110V238H109ZM134 239H135V238H134ZM174 239H175V238H174ZM187 239H188V238H187ZM189 239H190V238H189ZM197 239H198V238H197ZM197 239H195V240H197ZM221 239H222V238H221ZM76 240H75V241H76ZM84 240H85V239H84ZM84 240H83V241H84ZM102 240H103V239H102ZM104 240H105V239H104ZM154 240H155V239H154ZM158 240H159V238H158ZM158 240H157V241H158ZM170 240H171V239H170ZM178 240H179V239H178ZM190 240H191V239H190ZM203 240H206V239H203ZM98 241H99V240H98ZM121 241H122V240H121ZM148 241H149V240H148ZM152 241H153V240H152ZM155 241H156V240H155ZM212 241H213V240H212ZM71 242H73V241H71ZM80 242H81L80 245L84 244V243H82V241H80ZM85 242H86V241H85ZM100 242H102V241H100ZM110 242H111V240H110ZM110 242H109V244H110ZM122 242H123V241H122ZM133 242H135V240H133ZM160 242H161V241H160ZM165 242H167V241H165ZM174 242H175V241H174ZM186 242H188V241H186ZM38 243H39V242H38ZM57 243H58V242H57ZM77 243L79 244V242H77ZM98 243H99V242H98ZM120 243H121V242H120ZM151 243H152V242H151ZM157 243H159V242H157ZM162 243H163V242H162ZM162 243H161V244H162ZM180 243H181V242H180ZM34 244H35V243H34ZM48 244H49V243H48ZM88 244H89V243H88ZM130 244H131V243H130ZM132 244H133V243H132ZM145 244H146V241H145ZM148 244H149V243H148ZM152 244H153V243H152ZM152 244H151V246H152ZM165 244H166V243H165ZM171 244H172V243H171ZM176 244H177V243H176ZM205 244H206V243H205ZM80 245H79V246H80ZM173 245H175V244H173ZM182 245H183V244H182ZM184 245H185V244H184ZM197 245H198V244H197ZM45 246H46V245H45ZM49 246H50V245H49ZM74 246H75V245H74ZM102 246H103V245H102ZM126 246H127V245H126ZM138 246H139V245H138ZM140 246H141V245H140ZM156 246H158V244H156ZM164 246H165V245H164ZM170 246H171V245H170ZM179 246H181V245H179ZM189 246H191V245H189ZM192 246H193V245H192ZM199 246H200V245H199ZM2 247H3V246H2ZM47 247H48V246H47ZM81 247H82V246H81ZM168 247H169V245H168ZM168 247H167V248H168ZM219 247H220V246H219ZM255 247H256V246H255ZM262 247H263V246H262ZM262 247H260V249H262ZM9 248H10V247H9ZM23 248H24V247H23ZM36 248H37V247H36ZM54 248H55V247H54ZM153 248H155V247H154V246H153L152 248L150 247V249H153ZM181 248H182V247H181ZM251 248H252V247H251ZM55 249H56V248H55ZM73 249H74V248H73ZM82 249H83V248H82ZM87 249H88V248H87ZM139 249H140V248H139ZM150 249H149V250H150ZM156 249H158V247H156ZM163 249H164V248H163ZM193 249H194V248H193ZM10 250H11V249H10ZM149 250H148V251H149ZM158 250H159V249H158ZM182 250H183V249H182ZM133 251H134V250H133ZM133 251H132V252H133ZM139 251H140V250H139ZM150 251H151V250H150ZM159 251H160V250H159ZM159 251H157V252H159ZM201 251H202V250H201ZM25 252H26V251H25ZM42 252H44V251H42ZM110 252H111V251H110ZM144 252H145V250H144ZM157 252H156V253H157ZM260 252H261V251H260ZM70 253H71V252H70ZM70 253H69V256H70ZM107 253H108V252H107ZM135 253H137V252H135ZM19 254H20V253H19ZM45 254H46V253H45ZM48 254H49V252H48ZM62 254H63V253H62ZM104 254H105V252H104ZM122 254H123V253H122ZM128 254H129V253H128ZM132 254H133V253H132ZM132 254H131V255H132ZM153 254H154V253H153ZM218 254H219V253H218ZM220 254H221V253H220ZM260 254H261V253H260ZM2 255H3V254H2ZM118 255H119V254H118ZM134 255H135V254H134ZM141 255H142V254H141ZM156 255H157V254H156ZM183 255H184V254H183ZM215 255H216V254H215ZM20 256H21V255H20ZM48 256H49V255H48ZM57 256H59V255H57ZM69 256H68V257H69ZM100 256H101V255H100ZM139 256H140V255H139ZM144 256H145V255H144ZM153 256H154V255H153ZM216 256H217V255H216ZM219 256H220V255H219ZM25 257H26V256H25ZM62 257H63V256H62ZM259 257H260V256H259ZM261 257H262V256H261ZM21 258H22V256H21ZM71 258H72V255L70 256V259H71ZM98 258H99V257H98ZM180 258H181V257H180ZM37 259H38V258H37ZM133 259H134V258H133ZM133 259H132V260H133ZM190 259H191V258H190ZM259 259H260V258H259ZM29 260H30V259H29ZM32 260H34V259L32 258ZM80 260H81V259H80ZM90 260H91V259H90ZM218 260H219V259H218ZM263 260H264V259H263ZM30 261H31V260H30ZM72 261H73V260H71V262H72ZM105 261H106V260H105ZM128 261H129V260H128ZM128 261H127V262H128ZM221 261H223V260H221ZM13 262H14V261H13ZM28 262H29V261H28ZM32 262H33V261H32ZM91 262H92V261H91ZM117 262H118V261H117ZM34 263H35V262H34ZM223 263H224V262H223ZM20 264H21V263H20ZM29 264H30V263H29ZM42 264H44V263H42ZM70 264H71V263H70ZM86 264H87V263H86ZM95 264H96V263H95ZM107 264H108V263H107ZM181 264H182V263H181Z\"/></svg>", "mask_w": 264, "mask_h": 264}]
</instances>
